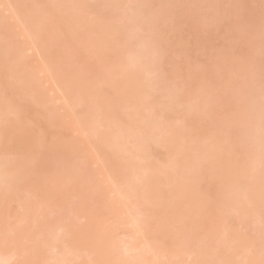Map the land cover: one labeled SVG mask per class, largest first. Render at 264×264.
<instances>
[{
	"label": "rangeland",
	"instance_id": "obj_1",
	"mask_svg": "<svg viewBox=\"0 0 264 264\" xmlns=\"http://www.w3.org/2000/svg\"><path fill=\"white\" fill-rule=\"evenodd\" d=\"M35 1H37L35 3L36 4L35 6H37L38 2L39 3L42 2V3H40V4L38 3L40 6H37V7L34 6L33 7L32 5H34ZM57 1H59V0H54V1L53 0H51V1H49V0H46V1L45 0L44 1L43 0L42 1L41 0L40 1L39 0H34V1L33 0H0V250L2 251V254L0 253L1 254L0 255V264H55L56 262L58 264L59 263L65 264V261H67L66 264H113V263L115 264V262H117V261H119V262H117L116 264H118V263L119 264H124V263L125 264L126 263L127 264H131V263L137 264L138 261H139L138 264H140L141 261L143 262V264H146L147 263L146 261L151 262L150 264H152V263L153 264L154 263L159 264V261L162 264H176L175 262H177V264H182V263L187 264L190 260H191V262H189L188 264H194V263L197 264L196 262H198V261L195 262V260L192 258L191 255H189V258L187 257L188 253H189V251H188L189 248L187 249V245L189 247V244H190L189 242H191V241H188L189 244H187L186 241L189 240V238L193 239L194 236L197 235V233H195V231H196L195 229H197V230L199 229L198 231H196V232H198V238L199 239L196 238L197 236H195V238H194V240H197V241L200 240L199 235H201V234L206 235V231H207L206 239H207V236L210 237V234H211V237L209 238L210 240H212L211 238H213V237H215V238L218 237L217 234H219V236H220V234H221L220 230H218V231H220V233L219 232L216 233L217 229L220 227V226L217 227L220 224L219 223L220 221H218V225L216 226L215 223H217V222H215L213 220L214 218H216L213 216L216 213H214L212 215L211 212L216 211L218 213V216H220L219 214H221V216H222V214H223L222 209L224 207H223V205L218 206L219 203H217V206H215L216 204H214V206H215V208L219 207L217 209H220L222 207L221 212H220V210H219V212L217 210L211 211V210L215 209L213 207V201L216 200L215 198H219L220 196H222L221 192L218 191V189L219 190L220 189H222V190L226 189L225 186L222 185V184H224L226 179H227L226 184L228 183L229 186H230L229 182H232L231 185H233V183L235 185V183H236L235 181H233V179L230 180L228 178L229 176H227V178H226L225 173H219L220 171L216 170L218 168V166L221 167V168H218L221 170V172L223 171L222 169H224V171L226 169V167L224 168L222 164L226 165L225 163L228 162V157H229L228 155L229 154L224 153V151L230 153V151H228L229 148L227 149V147L229 146L228 142H231L230 143L231 146H229L230 149L233 151V148H234V150H235V147H234L235 145H233V147H232L231 139L228 140L229 137L228 138L225 137V139L227 138V141H228V142L226 141L227 144L224 142L225 139H223L224 141L222 139H220L222 137L224 138V136L227 135V134L226 135L224 134V136H223V132L220 130H223L225 127L227 129H230V127H232L233 124H235V126H233L232 128L235 129L236 122L235 121L233 122V120L231 121V119H234V117H232L234 115V114L232 115V113H233L232 111L234 109H236V106H237V101H236V103L233 102L235 99L234 97H236L238 95L237 93H240L244 89V86L249 85L248 84L249 81L252 82V80H249L252 76H253L254 80L259 79L258 78L259 76H261V77L264 76V74H263L264 67L262 69L263 70L262 73H260L261 72L260 69L262 66H264V63H263V65H261V67L258 66L261 62L260 61L261 59H254L255 62L257 60H259V64H257V62H256L258 68L256 65H254V67L257 69H255L253 67V69H255L257 72H259V76H257L256 79L254 78L255 74L257 75V73H256V71L253 72L254 70H252V68L250 70H252L254 75H251L252 72L250 74L248 73V71H249L248 66L250 65V63L248 61V58H249L248 56H249V54H251V53H249V51L251 49H253V52H254L256 57L259 54V51H263L262 50L263 45L261 44L262 45L260 48L261 50L258 49V47H260V46L257 45L258 42L260 41V40L259 41H257V40L259 39V37L261 35L259 34V37L257 36V38L255 37L256 35L251 36V30H252L253 24H256L253 26H255V27L257 26V29L259 27L264 28L263 27L264 26V10H263L264 9V0H215L213 2H212V0H204L205 3H203V1H200L201 3H199L198 0H186V1L180 0V2H182L180 4H179V0H177L176 2H174V0L173 1L171 0L172 2L170 0H168V1L167 0H152V1L151 0H146V1L143 0L144 2L143 1H137V0H130L129 3H126L129 0L128 1L123 0L124 1V2L122 1L123 3L122 2L118 3V1H116L118 3L117 4L118 7L123 9V10H121V12H124L125 7L127 8L126 5H129L130 11H132V9H133V12L134 11L138 12L139 9H142L144 7L143 10H145V11H143V12H145V14L147 12L149 19L154 20V21L152 20L153 22L148 21L149 26H145V25H147V23H146L147 21L146 22L144 21L146 18L144 20L141 19L140 20L141 22H139V19H136V18L133 19L132 15H131L132 21L130 23H134V21L136 22V20H137V22L135 23L137 25L133 24V26H132V24H130V23L128 25L127 22L131 20V19L128 20L131 17V16L129 17L131 12L130 11L126 12V9H125L126 14L124 15V13H123L121 15L122 18L120 20H122V21H120L119 19H116L115 21L110 22V20H112V17H110V16H111V14H113L110 12V10H113L111 8H115V7H117V5H115V7H113V6H111V4H110V6L106 4V6H108L109 8L111 7L110 10H108L107 9L108 7L107 8L104 7L105 5L102 6L101 5L102 1L100 2L99 0L98 1L97 0H79V2H80V3L78 2L79 5L76 4V0H74V1L72 0V2L75 3V5L71 4V0H60L61 4L63 1H66V2L69 1L70 5L68 3H65V4H68L69 7H71V8L67 7L68 9H72V10H67V8H65L67 10V12H66L65 9L60 8L61 10H65V12H66L65 17H67L69 15V13H70L69 11L72 12V13H70V16H72V14H75V11H74L75 9H76V15L78 13L79 16L77 15V17H76V15L75 16L73 15L75 18L69 17V19H68V17L66 19L64 17V19H65L64 21L60 20V19H63V17L61 16L62 18H60L58 20L59 14L54 13V14H56L54 16V15H52L53 12H51V10H50L53 8V11L57 12L54 10V7H53V5L55 3L59 4V2H57ZM96 1H97V3H96ZM189 1H191V2H189ZM206 1H209L208 3H210V5L207 4ZM47 2H49L48 5H47ZM50 2H53L54 4L51 6ZM167 2H168L169 6L166 5ZM187 2H188V4H187ZM192 2H194V3H192ZM99 3H101V4H99ZM191 3H192V5H191ZM196 3H199V6ZM41 4H43V6ZM65 4L61 5L62 8H63V6H65ZM98 4L102 8V11L100 10L101 13L100 12L95 13L92 11V9H94L93 5L94 6L96 5L95 7H99ZM134 4L136 7L134 6ZM136 4L141 8L136 9L137 8ZM144 4H146V5H144ZM142 5H144V6H142ZM48 6H51V7H48ZM151 6H153V8ZM179 6L183 10L182 13L179 11V10H181ZM201 6H203V7L201 8ZM90 7H93V8H90ZM33 8L34 9L37 8V9L34 10ZM148 8H150L151 12L147 11V10H149ZM38 9H39V11H38ZM55 9H56V6H55ZM58 9L59 8H57V10ZM60 9L58 10L59 11L58 13H60V12L63 13L64 11H61ZM192 9H193V12L195 10V13L192 12ZM33 10L35 13L33 12ZM104 10H107V11L105 12ZM185 10L189 15L185 13ZM36 11H37V13H36ZM48 11L51 13L49 14ZM95 11H98V10H95ZM140 12H142V11L140 10ZM140 12H138V14ZM148 12H150L149 13L150 15L148 14ZM32 13H34L35 15H33ZM62 13H61V15H63ZM109 13H111V14L108 17ZM151 13H153V14H151ZM180 13H181V15H180ZM48 14H49V16H48ZM145 14H143V15H145ZM154 15L155 16L157 15V16L154 17ZM182 15L184 17L187 16L186 20H183L184 18L182 19ZM101 16H102V18L100 21ZM97 17H99L98 18L99 20L97 19ZM127 17H129V18H127ZM151 17H153V18H151ZM76 18H78L80 23H81V20L82 21L84 20L85 24L84 23L79 24V22ZM154 18H157V19H154ZM104 19H106V20H104ZM174 19L177 20V23H175L176 20H174ZM261 19H262V21H261ZM74 20L75 21L77 20L76 23ZM117 20H118V22H117ZM156 20L158 21V23H155V22H157ZM180 20L182 22H180ZM105 21H107V22H105ZM101 22H103L104 24L113 22V24L118 25L117 27H120L119 29L121 31L118 30V31H116L117 33L115 34V31H111L110 28H108L106 26L109 29V31H107L108 29L106 28L105 34L106 33H111V34L110 35L106 34L107 37H105L104 34H102L104 32L103 29L105 26L103 24H101ZM114 22H116L117 24ZM257 22H259L258 25H257ZM124 23H126V24L124 25ZM181 23H183V26H181V29L179 30L177 27L179 25H182ZM261 23L263 26L261 25ZM121 24L124 26H122ZM150 24H152V25H150ZM162 24H164V25L162 26ZM82 25H84V27H82ZM102 25H103V28L100 27ZM78 26H81V27H78ZM88 26L92 27V29L89 28ZM131 26L132 27L135 26L134 27L135 29L137 28L140 30H141V26H143L142 30H143V28H145L146 31L145 30L144 31L146 33L144 31L143 32L142 31L137 32L138 30H136L135 31L136 34H133V35H136L137 37L132 36V35H130V36H132V37H130L128 34L130 32H126L125 29L126 28L130 29V28H132ZM148 27L149 28L151 27L150 28L151 30H149ZM83 28H85V30ZM179 28H180V26H179ZM147 29L150 33L147 31ZM257 29H254V31L255 30L257 31ZM72 30H75L76 32H73ZM259 31L262 32V29H260ZM112 32H114V33H112ZM125 32L128 34L127 35L128 37L133 38L131 41L133 45L131 44V42L130 43L127 42V39H126L127 36L126 35L124 36L126 41L125 40L123 41V39L120 38L121 36H122V38H124L123 35ZM121 34H123V35H121ZM143 34H145V35H143ZM89 35H92V36H89ZM111 35H113V36H111ZM118 35H120V36H118ZM99 36L101 38L102 37L103 38L100 40ZM98 37H99V39H98ZM113 37H115L117 41L119 39L120 40H119V42H116L113 39L114 45L113 44L111 45V43L113 42V40H111V38H113ZM262 37H263V35H262ZM105 38H107L106 39L107 41L105 40ZM108 38H110V39H108ZM138 38H140V41ZM142 38L144 40L147 39V40H145L147 42H143V43H147L149 45L152 44L151 47H153L155 49L154 50L152 48V52L154 50L155 53H153V54L158 57V58L156 57L157 59L154 58L155 62H153L154 65H152L153 67H151L152 68L151 73L153 74V70L155 69L156 71H158V73L163 72V74H160V73L157 74V72L154 73V76L152 74H149L150 76L148 77V79L151 77L152 81H151V79L148 81H151L152 84H150V82H147V80L140 83L139 80L141 78V74H139L137 71L135 73L138 74L139 76L137 75V77L136 76L134 77V75L132 74L133 77L135 79H138V80L136 82V80L131 77L132 80H130V81L132 84L129 83V85H131L135 89L140 86L138 89H136L137 91L138 90L141 91V92L138 91L140 94L138 92H136V90H134V88L132 89L131 87H128V83H126V82H127V79L130 77L127 76L128 78H126L125 76H123V75L122 76L126 79V82H124V86L126 88L125 90H128L127 87L131 88L134 92H136L135 95H140V96L142 95L141 98L144 97V99H146L145 95L146 96L148 95L147 91H149L151 89L154 90L153 93H155V94H152V91H149L148 96L151 95V97H150L151 99H149L148 102H147L148 99H146L145 101H144V99L143 100L137 99L140 96L138 97V96H135L134 94L133 95L135 96V98H132L133 95L129 92L127 95L131 94L132 97L131 98L128 97V99H126L127 96H126V93L124 91V87L119 86L124 81V79H123V81H121V79L123 77L120 75L121 74L120 72L125 71V69H127L125 67V63H124L126 61H123L125 59L124 57H126L127 55H125L126 53L122 52L125 55L124 56L121 53V51L125 52L124 48L126 47V45H125V47H123L124 43L125 44H127V43L131 44L130 48H129V46H127L129 50L131 49L130 50L131 52L127 48L126 49L128 50L127 54H129V52H130L131 54H129V55H132V52L136 51V49H135L136 44L137 43L139 45L142 44ZM103 39H104V41H103ZM252 40H256V41L252 42ZM120 41L122 43L123 42L124 43L121 44ZM261 41H262V39H261ZM261 41H260V43H261ZM115 42H116V45H115ZM133 42L136 43L135 46H134ZM157 42H159L160 44H157ZM263 42L264 41H262V43ZM104 43L106 44V46ZM117 43H118V45H117ZM119 44H121L123 47L122 49L120 48V50H119ZM155 44H157V45H155ZM162 44H163V47H162ZM107 46L110 47L111 49L108 48ZM131 46H134V48H132ZM164 47L167 49H165ZM163 48H164L165 52H163L164 51V50H162ZM87 49H90L93 52V54L91 53V51H89ZM254 49H258L259 51L258 50L255 51ZM111 50H112V52L110 53ZM118 50H119V52H118ZM137 50L139 51L138 48H137ZM156 50L159 51L160 53L161 52H163V53H161V55H160V53L157 52V54H156ZM84 52H86L87 57H85ZM88 52L91 53V58H90V56H88V54H87ZM116 52L118 53V58L120 59L119 63H118V58H114L115 54L117 56ZM256 52H258V54ZM90 53H89V55H90ZM108 53H110V55H112V57H109L110 55ZM119 53H120V55H119ZM92 55L94 58L92 57ZM250 58H251V56H250ZM257 58H260V56H258ZM113 59L114 60L117 59V60L114 61ZM254 60H253V63L255 64ZM112 61H113V64L115 63L114 64V67L116 66L115 68L112 66L113 64L112 65L110 64V63H112ZM250 62H252V61L250 60ZM116 63H117V65H116ZM123 63H124V65H123ZM120 64H122V65H120ZM160 65H161V68H159ZM120 66L123 67L122 68L123 70L120 68ZM252 66H250V67H252ZM103 67H106L107 70L105 68L103 69ZM108 67H109V69L111 67H113L114 69L108 70ZM156 67L159 68L160 70L156 69ZM163 67H165V68H163ZM245 67L248 69L247 73H245V71H246ZM84 69H85L86 73L84 72L82 77L79 78L78 77L79 76L78 71H81V70L84 71ZM161 69H162V71H161ZM164 69L168 70L172 77L168 76L169 73L167 74ZM105 70L108 72H106ZM120 70H122V71H120ZM127 70H129V69H127ZM127 70L125 72H129ZM82 71H81V73H83ZM104 72H106L107 75ZM109 72H110V74H108ZM172 72H174V73L172 74ZM122 73L124 75L127 74L124 72H122ZM164 73H166L167 77L165 76ZM102 74L106 75V76H102ZM261 74H263V75H261ZM76 75H78V76H76ZM156 76L160 79L158 80V78L157 79L154 78ZM163 76H164V78H163ZM77 77H78V79H77ZM101 77L104 79L106 77L108 78L109 84H113L112 85L113 87L111 89H113L115 86H116V88H117V86H118V88L123 87L122 88L123 92H119L120 93L119 95H121V96L118 97V94L116 96L115 93H118V91H120V90L122 91V89L117 88L118 91H116V88H114L113 89V90H115V93H114L115 95H114L113 90H110V87L108 86L109 84L108 85L104 84V83H106V80L102 79ZM81 78H83L82 80H84V81H82ZM161 78L163 81L161 80ZM101 79L104 80V82ZM133 79L135 80V82L133 81ZM155 79H156V81H155ZM174 79H175V81H174ZM78 80H80V81H78ZM262 80H264V78ZM118 81L121 82V84H119ZM153 81H155L156 83H159L160 81L161 82L155 88V85H157V84H155V82H153ZM246 81H248V82H246ZM251 82H250V84H251ZM114 83H116L115 86H114ZM135 83L136 84L140 83V85L139 86L137 85L138 87H135V85H134ZM81 84H82V86H81ZM94 84H95V86H94ZM101 84L104 86H100ZM149 84H150V86H149ZM162 84H165V85H162ZM179 84H181V85H179ZM199 84L200 85L202 84V87H203L202 90L200 89L201 86H198ZM89 85H91V87L93 86V88L94 87H96V88L90 89ZM105 85L108 87H105ZM239 85H242V86H239ZM251 85H253V84H251ZM251 85H249L250 88H251ZM178 86L181 88L178 89L179 88ZM81 87H83V88H81ZM148 87H149V89H148ZM150 87H151V89H150ZM161 87H163V88H161ZM183 87H184V89H183ZM231 87H232V89H231ZM235 87L237 90L238 89L239 90L235 91ZM246 87L249 88L248 86H246ZM101 88H103V89H101ZM96 89H98V90L101 89L102 91L101 90L97 91ZM131 89H129V90H131ZM164 89H165L166 93L164 92ZM191 89H193V91ZM183 90L185 91L184 94H183V92H184ZM250 90H252V89H250ZM250 90H248V91H250ZM169 91H171V92H169ZM246 91H247V89H246ZM102 92L107 93V95L106 94L104 95ZM130 92H132V91H130ZM123 93L126 97L125 96L123 97ZM156 93H159V94H156ZM191 93H192V95H191ZM201 94H202V97H201ZM244 94L242 93V96ZM249 94H248V96H249ZM155 95H156V97H154ZM157 95H158V97H157ZM164 95H165V98H164ZM148 96H147V98H148ZM168 96H170V97H168ZM184 96H187V97H184ZM199 96L204 101V103H203L204 107H202L201 104H197V102H199V101H200L199 103H202ZM112 97H113V100H112ZM176 97L179 100L182 99V102H180ZM180 97H182V98H180ZM183 97H184V99L187 98L186 101L183 99ZM103 98H104L105 102H106V99L109 100V102L108 101L106 102V104L108 103L107 104L108 106L106 105L108 108L106 106H104L105 102L102 101ZM119 98H121L120 101H119ZM123 98H125L126 100H129V101L123 100ZM172 98H173V100H172ZM190 98H192L193 101L190 100ZM232 98H234L233 101H231ZM236 98H238V99H235V100H238V103H240V105H241L242 103L239 101L240 100L239 98H241L240 95H239V97L237 96ZM243 98H244V96H243ZM114 99H117V100H114ZM134 99L135 100L137 99L136 100L137 105L134 104L135 102L133 103ZM168 99H169V101H167ZM82 100L83 101L85 100L86 102L84 101V104H83ZM110 100L112 101L111 103H110ZM174 100H176V101H174ZM98 101H99V103L101 101V103H100L101 106L100 105L99 106H100V108L103 106L102 109L97 107ZM116 101H118V102H116ZM123 101L124 102L126 101L125 104L123 103ZM170 101H171V103L173 102V105L171 103H169ZM81 102H82V105H81ZM102 102H103V104H102ZM115 102H116V104H115ZM129 102L132 103L133 106ZM141 102H146V103H143L144 104L143 105ZM149 102H150V104H149ZM151 102H153V104ZM166 102H168L171 107L168 106V104H165ZM184 102L186 104H184ZM190 102H192V105ZM205 102L208 103V105L205 104ZM112 103H114V104L112 105ZM120 103H122V104L120 105ZM126 103H129L131 105L130 106L128 104L129 105L128 110H125ZM139 103L143 107H141ZM156 103H158L159 106L158 105L154 106ZM110 104L112 106H114L113 107V108H115L114 110L112 109V107L109 108V106H111ZM117 104L119 105V107L121 109L117 108ZM146 104L148 106H150L151 104L152 105L149 108ZM187 104L188 105L190 104L189 106H193L196 104V106L199 105V106H201V108H203V110L204 109L205 110L203 111L201 109L200 111H198V108L196 106H193V107L197 108V110L195 112L197 114H195V115H194V113H192L193 115L191 113L188 114L189 111H187V110L188 109L191 110V109H193V107H191V109H190V107ZM80 105H81V107H80ZM87 105H90L91 109H90V107L89 108L85 107ZM205 105H206V107H205ZM137 106L139 107L138 110L136 109ZM213 106L214 107L216 106L217 108L221 106L220 108H218L219 110L217 108H215L216 114H212L214 109L210 110V108H214ZM95 107H97L100 110H98V109L96 110ZM130 107L134 109L133 112H132V109L131 110L129 109ZM167 107L172 108V110H170V108L168 109ZM222 107L224 109H222ZM83 108H85V109H83ZM141 108L142 109L146 108V109L145 110L143 109L141 111ZM148 108H149V110H147ZM161 108L162 109L164 108V109L162 110ZM195 108H194V110H195ZM208 108L210 111L207 110ZM254 108L255 107L253 106L252 109H254ZM123 109L125 110V113H126V114L124 113V115H122L123 114L122 112H124ZM185 109H187V110H185ZM101 110H102V112L103 111L105 112V113L103 112V114H105V115H102V112H100ZM107 110L110 113L107 114V112H108ZM118 110L119 111L122 110V112L120 111L121 113H119ZM165 110H166V112L167 111H170V112L164 113ZM194 110H191V111L194 112ZM145 111L146 112L149 111V112L146 113ZM201 111H203V113H201L203 116L200 114ZM206 111H208V112H206ZM235 111H237V110H235ZM96 112L99 116L101 115L100 117H102V118L104 117L106 119H102V118L99 119L100 117L98 118ZM118 113L120 114V116H118L119 115ZM132 113H134V114L136 113L135 115L138 117L134 116ZM165 114H167V115H165ZM205 114H207L208 117H206L207 115H205ZM92 115H94V117H92ZM125 115H128L130 120L133 119L132 116L136 117L134 119L135 123L133 122V120L130 121L128 119V117H126ZM159 115H162L161 116L162 119L163 118L166 119L169 116L172 117L173 119L169 117L166 120H164V119L162 120ZM96 116L98 119H95ZM112 116H113V118H110ZM114 116L116 118V121H115L116 123H114V121H112V120L110 121V119H115ZM116 116H118V117L122 116V120H124L123 117H125V120L127 119L126 122L129 120L128 121L129 125L131 123H133L134 128L138 127V125H139L137 123V121L140 123V121L145 118V120H147V124H144V126L146 127V131L148 130L149 132H151L152 130H154L151 132L152 134L148 133V131L146 132V133H148V136L150 134H151L150 135L151 137L154 136L153 140H154V138H156L155 142H153L154 147H151L153 144H149V143H148L149 147L147 145H145V147H143V148H145V150H147V151H145L147 153V155L145 154L143 148L140 149L139 147H138L139 149L137 148L138 151H137L136 147H134L136 150L133 148L132 151H128V150L127 151H128V153L129 152L132 153L133 151H135L134 154L132 153V155H134L133 156L134 158L138 159V157L142 156L143 159L139 158V160L141 161L140 162L141 164L138 163V164H140L139 165L140 168H141V165H143V167H144V163H146L145 165L149 164L148 167L146 166L147 168L144 167L146 169L144 171L142 170L143 169V167H142L141 171H143V172L139 171L138 169H137L138 170L137 171L136 168H133V167H132V169H135L136 171L134 170V172L135 173L138 172L140 174V175L139 174L138 175L141 176L142 179H144L143 176H146V177L150 176L151 179L149 177H147L149 179L148 182H150V180L151 181L153 180L152 182L154 184H157V182H155V181H156V179L159 178L158 179L159 183L156 187H154V184L152 186V184L150 185L149 183H146V185L149 184L150 186H152L154 190L152 188L149 189V185L147 186V189H146V187L144 189H146L147 191L149 190V191L153 192V193L151 192L152 198H153V196L158 195V194L161 196L158 195V196L154 197L152 200L151 197L149 198V196H150V193H148L149 191L146 193L145 190L142 188L143 186L141 187V185L139 184L140 181H138L139 183L137 182L138 184L135 183V180L137 181L138 176L135 175L133 173V171L129 168L128 161L126 162V160H124L128 156V154H126L127 151H123L124 149L126 150V148L123 147L124 148L123 149L122 147L121 148L116 147L118 149L117 151L115 149V146H114V149L111 148V146L114 145V143L111 142L112 140L107 139V138L113 137L115 135L114 133H116L115 131H118V128H117L118 125H116V124H119V126L121 124V126L119 127L120 130L122 129V126L124 128V126L126 127V125H127V123H125V120L123 122L124 123V125H123L122 121L118 120L120 118H117ZM147 116H149V117H147ZM193 116L196 119H194ZM211 116H213V117H211ZM215 116L217 119L214 118ZM141 117H142V119H141ZM146 118H148V119H146ZM197 118H198V120H197ZM210 118H213L214 120H212ZM93 119L96 121V125L98 124L97 127H93V125H95L94 124L95 121ZM107 119H109V120L107 121ZM102 120H106L107 124L110 123V126H108L106 124V122H102ZM117 120L119 123L117 122ZM215 120H216V122H217V120L219 122V123L218 122L216 123L217 125H215V123H214ZM98 121L102 122L103 125L98 123ZM157 121L158 122L163 121V122L158 123ZM169 121H170V124H169ZM173 121H175V122L173 123ZM208 121H209V123H208ZM210 121L213 123L214 129H212V130L214 132L211 131V129H210L211 127L208 125V124H210V125L212 124ZM112 122L117 126L116 127L117 129L114 127L116 130L115 129L112 130L113 126H114V124H112ZM180 122H182L184 130L181 129L182 125ZM187 122H189V123L187 124ZM198 122H200L201 125ZM176 123H177V126H179V127L175 126ZM193 123H195L196 125ZM202 123H204V124H202ZM99 124L101 126H103L104 128L101 126H100L101 127L100 128ZM134 124H136V127L134 126ZM192 124H193V127H191ZM147 125H148V127H147ZM189 125H190L191 129H190ZM218 125L221 129L218 127ZM111 126H112V128H111ZM151 126H152V128H151ZM162 126H164V127H162ZM169 126L172 127L171 128L172 130L170 129ZM195 126H197V127L201 126L202 129H200V127L197 128ZM108 127L110 129H108V131H107ZM217 127H218V129H217ZM102 128L104 129V132H102L103 131ZM105 128H106V131H105ZM160 128H162V129L160 130ZM168 128L170 129V131ZM226 128L223 131L227 133V131H225V130H227ZM84 130L86 133H84ZM99 130H100V132H99ZM190 130L192 132L191 135H190ZM111 131L112 132L114 131L113 134ZM157 131H159V132H157ZM163 131H164V133H163ZM167 131L169 133L172 132V134L167 133ZM173 131H176V133H174ZM194 131H197V132H194ZM228 131H230V130H228ZM233 131L238 132V133L240 131L244 132L243 127H241V126L239 127V125H238V128H236ZM93 132H95V133L97 132V134H95ZM210 132H212L211 136H213V139L211 136L208 137V134L210 135ZM219 132L222 134H219ZM231 132H232V130H231ZM118 133H119V131L117 132V134ZM154 133H156V134H154ZM157 133L159 135L161 134V137L159 135H157ZM183 133H185V134L188 133V134L184 135ZM205 133L207 134V136H204ZM238 133H237V135H239ZM89 134H91V136L94 140L91 138V136ZM111 134L113 136H111ZM164 134H166V135L163 136ZM168 134L170 135L169 138H168V136H169ZM175 134H176V136H175ZM178 134H179V136H177ZM216 134L217 135L219 134L218 137ZM229 134L232 135L234 133H229ZM93 135H94V137H93ZM97 135H99V138ZM103 135H105L104 137L106 139L103 137ZM171 135H173L172 137L175 136L173 139L174 143H177V142L179 143V141L176 142V140H178V138L180 139L181 136L186 138L185 139L186 142H184V144H186V145L190 144L191 145V142H192V146H189V145L187 146L190 148L189 150H187V147L182 145L183 147H185L184 149L192 152L191 156H193L192 154H194L196 156V154L199 152H200L199 154H201V151L206 146L205 148H207V149L204 148L202 154L203 155L205 154L204 151H206V152L209 151L211 154L210 153H207V154L212 155L211 158L213 159L214 155L218 156L217 152H218V150H220L219 153L220 154L222 153L220 155L221 158H220V156H218V158L215 157L216 159H218V160L215 159L216 163H215L214 159L212 161L209 160V158H210L209 155H207V154H205L207 156L204 155V157H207V158L209 157L208 159L205 158L206 160H208V162L206 161V164H207L206 169H208V172L211 173L212 171H209L210 170L209 168H212V167L214 168V166H215L214 170H216V171L211 169V170H213V173H211V177H209L210 176L209 173H207V174L203 173V170H204V172H207L205 167L203 169H201L203 166H201L199 168V170L200 169L202 170L203 176H205V177H203L202 174L199 177V174L201 173V171H198V174L197 173L192 174L191 172H184V169L180 168L181 166L184 167L185 162H181V161H184L185 157H184V155H182L183 150L179 147L181 145L179 144V146H177L178 144L171 143V141H172V139H170ZM162 136H163V138H162ZM215 136L217 137V139L218 138L219 139L217 140ZM227 136H229V135H227ZM233 136L235 138L236 135H233ZM244 136H245V134H244ZM95 137L98 138V140H99L98 142H97ZM151 137H150V139H151ZM165 137H167V138H165ZM191 137H193V138H191ZM136 138L134 137L132 139L135 141ZM158 138H159L160 142L158 141ZM207 138L212 139V140L209 141ZM230 138H231V136H230ZM237 138L238 137H236V139ZM246 138L248 140L247 136H246ZM104 139L106 142H104ZM137 139H136V142L137 141L142 142V140L140 138L139 139L141 141H139ZM161 139H163V141H161ZM169 139H170V141H169ZM189 139H190V141H188ZM198 139H200V140H198ZM214 139H215V141H214ZM243 139H245V138H243ZM107 140L110 141L111 143L108 142ZM130 140H131V138H130ZM166 140H168L169 142H167ZM239 140H240V138L238 140H235V141H238L239 144H241V142H243V141H244V143H247L246 139L243 141L240 140L241 142H239ZM95 141L97 143H95ZM134 141H131V142H134ZM212 141L215 143H212ZM216 141L217 142L219 141V143H217ZM222 141L224 142V144H222ZM209 142H210V145H209ZM102 143H103V145H102ZM150 143H152V141ZM157 143H161V145L157 144ZM170 143L172 145H170ZM248 143H249V141H248ZM109 144H112V145L109 146ZM195 144L197 147L195 146ZM202 144H204L205 146ZM219 144H221V146L222 145L223 146L220 147ZM233 144H235V143L233 142ZM96 145H97V148H95ZM100 145H102V146H100ZM137 145H138V143H137ZM236 145H237V142H236ZM160 146H162V147H160ZM224 146L225 147L227 146L226 149ZM239 146L241 149L242 144ZM103 147H105V148H103ZM126 147L130 148L129 145ZM155 147H157L156 149H159V151H158L159 153H157L156 149H153L150 153L148 152L151 150V149L149 150L148 148H155ZM169 147H170L171 152H169L170 151ZM198 147H199V149L202 148V150L200 151V150L196 149ZM209 147H211V148H209ZM218 147H220L221 149ZM249 147L250 146H248L247 149ZM107 148H109V149H107ZM214 148H216L217 150ZM100 149L101 150L104 149L103 152L105 151V153H103ZM110 149L112 152L109 153L108 151H110ZM164 149H166V150L164 151ZM180 149L182 151H180ZM141 150L145 154L144 155L145 158L143 157V155H140L142 153ZM195 150H196V154L194 152ZM222 150H223V152H221ZM173 151H175L177 153H174ZM242 151H239V152H241L244 156L241 153H239L240 155L237 156L236 154H238V153L235 151L236 154L233 157L232 155L235 152L233 151V154L230 153V156H232L233 158L229 157V159L230 158H232V159H230L231 162L229 161L228 163L233 164V166H232V164L230 165L231 168L234 167L233 170L236 169V166L241 167V169H240V167L236 169L237 173L239 171L242 173L244 170L248 173V170H250L249 172H250V174H252L253 170L251 171V169L254 168L253 167L254 165H253L252 161H249V159L252 158L251 156H254V154L253 155L250 154V151H252V149L250 148L247 150V151H249V152H247L248 153L247 155H251L249 157L245 156L246 155L245 154L246 152L244 153L245 150L243 152ZM178 152L179 153L181 152V153L179 154ZM106 153L109 154V156L105 155ZM148 153L149 154L152 153V155H149ZM156 153H157V155L159 154L158 158L156 157ZM98 154H100V155H98ZM183 154H185V153H183ZM186 154L189 155L190 153L187 152ZM226 154H227V156H226ZM122 155H125V156L123 157ZM179 155H181V156H179ZM187 155H185V156H187ZM146 156L148 157V160H147ZM170 156L173 158V161H176V162L178 161L177 163H180V166H178L174 162L176 164V166H178L177 168H175L173 163H169L172 166H174L175 169H177V170L179 169L178 170L179 172L176 170L178 174L176 173V171L174 172L175 169H172V168L168 169V164H165L166 162L168 163L170 160H172V158ZM108 157H110V159ZM178 157H180V158H178ZM182 157H184V158H182ZM224 157H226V158H224ZM159 158H161L163 161ZM175 158L178 160H175ZM193 158H194V156L191 159H193ZM222 158L225 159V163H224V160ZM244 158L248 162H251V164H250L251 168L249 167V169H248V166H244L246 164V160H244ZM117 159H119V160H117ZM180 159H182V160H180ZM191 159H190V161H191ZM159 160L161 162H159ZM164 160L165 161L167 160V161L165 162ZM222 160H223V162H221ZM121 161L122 162L124 161V162L121 163ZM151 161H153L154 163L153 162L151 163ZM243 161H244V163H243ZM209 162L210 163L212 162L213 164L209 165L208 164ZM218 162H219V165H218ZM156 163H158V164L161 163L160 164L161 166L157 165ZM220 164H221V166H220ZM236 164H238V165L240 164V165L238 166ZM247 164L249 165V163H247ZM125 165L127 166V168L125 167ZM162 165L164 167H162ZM208 165L210 166L209 168H208ZM227 166L229 167V165H227ZM119 167L122 168V170ZM123 167H125V168L123 169ZM150 167L152 168V170H150ZM243 167H245V169ZM78 168L79 169L81 168L80 171H82V169H83V171L85 170L84 172L82 171L83 174L79 172ZM164 168H167V169H164ZM229 168H227V169H229ZM108 169H109V171H107ZM128 169L131 170V172L128 171ZM154 169H155V171H153ZM170 169H172V171ZM238 169H239V171H238ZM71 170H73L74 172L73 171L71 172ZM117 170H119V171H117ZM149 170L153 171V172H150ZM160 170L163 173L160 172ZM241 170H243V171H241ZM77 171H78V173H77ZM123 171H125V172H123ZM145 171H147V172L145 173ZM182 171L188 176L190 174H191L190 176H192V175H194V176L198 175V176L197 177L195 176V179H193V177L186 176L187 178H189V180H187L185 177V174L181 173ZM108 172H109V174H112V177H111V175L108 174ZM216 172L219 173L220 176L219 175L214 176L213 174H215ZM86 173L89 175H87ZM141 173H142V175H141ZM143 173H144V175H143ZM148 173H152V175L151 174L146 175ZM160 173H162V174H160ZM175 173L178 176V177H176L177 178L176 181L174 180L175 179ZM187 173H189V174H187ZM247 173H245V175ZM57 174H59V175L57 176ZM75 174L78 177H79V174H80V176L81 175H83V176H82V178L81 177L78 178L75 176ZM84 174H86V175H84ZM120 174H122L123 176ZM157 174H158V178H157V176H154ZM159 174H160V176H159ZM221 174H224L225 176L224 175L221 176ZM226 174L228 175V173H226ZM243 174H241L243 179L242 180L239 179V182L247 181L246 179H248L249 177H250L249 179L253 178V177H251L252 175H250V174H249V177H247L248 174H247V176H245V175L243 176ZM113 175H115V176H113ZM125 175L128 179V182H127V179H125L126 178ZM179 175H181L180 178H183L182 180H180ZM230 175H232V174L230 173ZM152 176L155 179V181L152 178ZM161 176H163V177L166 176L165 179L167 178L168 182ZM119 177L121 178V180ZM198 177H199V179H198ZM214 177H216V178H214ZM222 177L225 179H223ZM244 177L245 178L247 177V178L245 179ZM109 178L112 180H110ZM118 178L120 181H118ZM133 178H134V181L132 182ZM135 178H137V179H135ZM141 178L139 177V179H141ZM162 178H163V180H162ZM219 178H220V180H219ZM170 179H171V181H169ZM184 179H185V182H184ZM190 179H191V181H190ZM200 179L201 180L205 179L204 180L205 182L203 180L201 181ZM216 179H217V182H219L221 184V186L219 183L217 184L216 181H214ZM249 179H248V181H249V183H251V180H249ZM207 180H209V181L213 180L212 184H211V185H213V187L211 185H207V183L208 184L211 183ZM112 181H114V182H112ZM196 181H198V182H196ZM199 181H200V183H199ZM220 181L223 183H221ZM109 182H110V184H109ZM115 182H117L119 185L121 183L122 184L120 186L121 188L120 187L117 188L118 184L116 185ZM130 183H132L131 187H130ZM134 183H135V185L136 184L139 185V189L143 192V194L145 193L144 195H142V193L140 191L139 192L141 193V195H140V193H136V192H138V189H137L138 186L137 185L135 186ZM160 183H162V184L164 183L163 184L164 189H168V188H170V189L168 191L166 190L167 192L166 191L164 192V189H162L163 187L162 188L160 187V186H162ZM185 183H186V186L184 188L183 184L185 185ZM193 183H196L195 185H197L198 187L195 186ZM201 183H202V186H200ZM188 184H189L190 188L188 187ZM126 185H128L129 188H128V186L126 187ZM168 185H170V186H168ZM192 185L195 187L192 188L191 187ZM110 186H111V188H110ZM236 186H237V184H236ZM158 187H160V190ZM174 187L176 190L174 189ZM217 187H219V188H217ZM220 187H224V188H220ZM234 187L235 186H233V188ZM127 188H128V190H126ZM130 188L132 191L130 190ZM155 188L157 189V191L159 190L160 193L157 192L155 190ZM182 188H184V189H182ZM201 188H202V190L200 191ZM236 188H234V190ZM117 189H119L121 191V193H123L122 196L123 195L125 196V194L127 193L126 196H131L133 198L128 197L129 198L128 199V198H126V196L122 197L121 193H119L120 191H118ZM122 189H123V191H122ZM134 189H136V190H134ZM161 189L163 190L162 193H161ZM185 189H188V191L190 193L189 192L187 193V191ZM195 189H198L197 192ZM227 189L229 191H233V189L230 190L231 188L230 189L227 188ZM104 190L106 191V193L108 191V193L107 194L104 193ZM113 190L115 191V195L117 193L118 196H114V192H112ZM174 190L177 193L179 192L180 195L182 194V196L178 195L177 193L175 194ZM180 190H182L183 193ZM190 190H192V191H190ZM193 190L195 191V194H194ZM224 190H223L224 193H226V191L228 193V190H225V191ZM154 191H156L155 194H154ZM132 192H134L135 194L131 195ZM184 192H186V193H184ZM218 192H220L219 197L217 195ZM163 193L164 194L168 193L167 194L168 196L165 195L166 196V198H165V196H163L164 195ZM171 193H173V194L171 195ZM183 194L186 197L192 194V197L189 196V201H191L192 204L195 201V203H194L195 208L197 206V208L195 209L196 211L194 210V206L193 207L190 206V207H192L191 208L192 210H189L190 207H188L187 204L191 205V203L189 201H187L188 197L186 198ZM145 195H146V197H145ZM169 195L171 197H169ZM216 195H217V197H216ZM120 196L122 197V199L126 198L128 200H125V201L123 200L124 201L123 202ZM162 196L165 199L162 198ZM175 196H177L176 197L177 199L175 198ZM178 196H180V197H178ZM223 196H224L223 198L222 197L219 198V199H221V201H223L225 198H227L226 197L227 194L226 195L223 194ZM114 197H116V198H114ZM140 197L142 198V200ZM160 197H161V199H159ZM172 197L174 198V200H172ZM183 198L186 201H183L184 200ZM115 199L119 200L120 203L118 202L119 203L118 204ZM130 199H132V200H130ZM134 199L137 202L138 201L139 202L136 204V201L134 202ZM158 199H159V201L156 202V200H158ZM178 199H179V201H178ZM204 199H205V201H203ZM227 199H225V200L228 202ZM108 200L112 201V203L114 200L115 201L112 204ZM161 200H167L166 201L167 203H165V201L162 202ZM201 200L205 204L204 206H207V207L209 206L208 209H207V207H204L201 205L202 204ZM225 200H224V202H220L219 200L218 201L223 204V203H227ZM105 201L108 202V206L105 205V204H107ZM140 201H142L141 205H140L141 208L139 206ZM146 201H149V203L147 202L148 205H147ZM170 201H172L175 205L173 203H171ZM115 202H116V204H115ZM131 202H132V206L129 207V203L131 204ZM109 203L111 204L110 205L111 207L109 206ZM162 203H164V204L162 205ZM176 203H178V204H176ZM183 203L186 204L185 206H187V207H185ZM117 204L119 206L121 205V207L118 208L119 210H117V208L114 209V210H116V212L114 211L110 215L109 214L110 211H113V208H115V206L117 207ZM122 204H124V205H122ZM167 204L171 208L173 207L174 211L171 208H170L171 210H169V208H167V207H169ZM172 204H173V206H172ZM155 205L157 206V208H155L156 207ZM164 205H166V206H164ZM177 205L179 207L181 206L180 208L183 207L182 210L180 209L181 213H183V214L187 213V214L186 215L180 214V212H179L180 210H179V207H177ZM133 206L134 207L136 206V208L139 207V209H141V211L139 209H136V208L134 209ZM153 206H155V207H153ZM158 206H160V207H158ZM203 207L206 208L207 210L204 209ZM107 208H109V210ZM120 208H123L124 210L123 209L121 210ZM127 208L129 209V212H128ZM154 208H155V210H154ZM165 208H166V210H164ZM186 208H188V209H186ZM145 209H146V211H145ZM148 209H150V210H148ZM160 209H161V211H160ZM162 209L164 210V214L168 211L170 213L168 212L167 215L165 214L166 215L165 216L163 213H161ZM176 209H177V211H175ZM197 209H198V211H197ZM135 210H137V211H135ZM151 210H152V212H150ZM158 210L160 211L159 213H158ZM183 210H186V212H184ZM225 210L226 209H224V211ZM108 211H109V213H108ZM143 211L145 212L144 215L141 214V213H144ZM188 211H189V213H188ZM193 211H195L196 212V213L194 212L195 215H198V216L193 215L194 214ZM209 211H211V212H209ZM131 212H132V214H131ZM204 212L206 213V215L207 214L208 215L206 216ZM135 213H139L137 215V217H136ZM176 213H179V214H176ZM149 214H151V215L153 214L154 217H153V215L151 216ZM160 214H161V216H159ZM162 214H163L164 218L162 217ZM171 214L172 215L175 214L176 216L175 215L172 216ZM199 214H201L202 216ZM115 215H116V217H115ZM131 215L134 217H132ZM169 215H171L170 218L167 217ZM191 215H193V216H191ZM111 216L114 218L112 219ZM143 216H146V217H143ZM178 216L180 218L183 216V218L180 219ZM200 216L202 218L201 221H200ZM216 216H217V214H216ZM218 216H217L216 221L219 220ZM119 217H120V219H119ZM152 217L155 220L150 219ZM159 217L160 218L162 217L165 220V222L162 218L159 219ZM174 217L176 218L175 221L173 219ZM187 217H188V219H187ZM189 217H191V219H189ZM204 217H206V218H204ZM207 217L209 219H211V222L214 221L215 225L213 224L212 226H214V227L216 226L217 228L212 227L210 222L207 224V222L209 221V219ZM212 217H214V218H212ZM224 217H226V216H224ZM128 218H132V219H128ZM139 218L141 219V221L143 218H145V220L147 218L148 220H146V221L147 222L153 221L152 222L153 224L150 223L151 226H149L150 224L147 223L146 221H144V219H143L144 222L142 221L143 224L142 223L139 224V222H141V221H139L140 220ZM194 218H197V219L195 220ZM157 219H158V221H157ZM172 219L174 222H177V220H179L178 225H179V223H180V225L178 226V225H176V223H173ZM182 219H183V221H182ZM198 219H199V221H198ZM207 219H208V221H207ZM223 219L224 218H222L221 220H223ZM114 220L116 222H114ZM192 220H194V221H192ZM232 220H234V219H232ZM93 221H94V223H93ZM127 221L129 223H127ZM186 221H190V222L192 221L193 223L192 222L191 223L193 225V228L191 227L192 226L191 223L189 222L190 224L188 226L187 225L188 222L186 223ZM224 221H226V220L224 219ZM239 221L240 220H236V222H239ZM91 222H92V224H94L93 225L94 227L96 226L97 229L92 228ZM98 222H101V223L98 224ZM181 222H183V223H181ZM201 222H202V224H201ZM204 222H206V223L204 224ZM250 222H251L250 225L252 226V222H254V221L250 220ZM95 223H96V225H95ZM135 223H137V225ZM145 223H147L146 225H148L147 229L145 228L146 227ZM155 223H156V225H155ZM169 223H171V225ZM221 223H222V221H221ZM232 223H233V221H232ZM232 223L231 222L229 223V229L232 228V227H230V225H232ZM239 223L240 224L236 223V226L239 225L238 228L241 232L239 231L237 234L240 235V237L242 238V241H241V238L239 240L240 242H242V246L239 247L241 245L238 241L239 238H237V235L233 234L234 232L236 233L237 231H234V232H233V230L230 231L231 233L233 232L232 234H230V236H231V238L233 236H236V238H237L236 241L234 238H233L234 240H232V241L234 243L238 242L240 244L237 246L238 247L237 252H239V251L242 252V249H239V248H243V246H246V248H248L249 245L251 244V241H249L250 244H248V242L247 243L245 242L248 245V247L246 244H243V241H244L243 239L246 238L244 236H246V234H247V236L250 235L254 238V235H256L257 233L252 235L253 233L256 232L254 230L256 224L254 226V223H253V227H252L253 230H252V229H250L251 228L250 225H249L250 228H247V229H245L246 226L243 227V224L246 223V221L243 224H242V221H240ZM247 223H248V221H247ZM118 224L119 225L121 224L122 226L120 225V228H119ZM172 224H174L176 227L178 226L179 229L176 228L174 225L172 226ZM182 224L185 225V227H182L183 226ZM241 224H242V226H240ZM98 225H100V226H98ZM123 225H125V226H123ZM166 225L167 226L170 225V227H174L176 230L170 228L169 226H168V228L167 227L164 228ZM204 225H206V226L210 225L213 229L210 226L206 228V226H204ZM223 225L226 227L224 222H223ZM88 226L90 228L89 230H91L92 232L87 229ZM101 226H103V227H101ZM137 226L139 227V229ZM236 226L234 223V227H236ZM98 227L100 229H98ZM112 227H114V228L112 229ZM129 227H130L131 231L129 230ZM132 227H134V230H132L133 229ZM135 227L137 228V230L135 229ZM141 227H142V229H141ZM148 227H157L160 230H158L157 228H156L157 230H155L154 228H151L152 231L150 232V230H149L150 228H148ZM189 227H190V229L188 230ZM225 227H224V230H225ZM183 228L185 231L187 230V232L184 233ZM241 228H244V229L241 230ZM256 228H258V227H256ZM153 229H154V231H153ZM166 229L167 230L170 229V231L169 230L167 231ZM201 229L202 230L206 229L205 233H203L204 231L202 232ZM221 229L223 231L222 226H221ZM237 229H234V230H237ZM249 229L252 231H249ZM148 230H149V232H146ZM165 230L167 232H165ZM245 230H247V231H245ZM85 231H86V233H84ZM129 231H130L131 235L133 234V233H131L132 231H136L137 233L134 232V236L132 235L129 237V235H128ZM90 232L92 235L90 234ZM110 232H111V234H110ZM117 232H118V235L116 234V236H115V233H117ZM163 232L166 235L169 232V235H171V237H173V238L169 237V235L166 236L165 234H163ZM189 232H192L191 235L193 237L190 235L186 236V234ZM96 233L97 234L99 233L98 234L99 236H96ZM140 233L142 236L140 235ZM149 233H151V234L156 233V234H154V235L150 234V236L148 237ZM171 233H175L176 235L173 234V236H172ZM199 233H201V234H199ZM208 233H209V235H208ZM214 233H216V234L214 235ZM101 234H103V235H101ZM137 234H139L140 236ZM162 234H163V236H162ZM135 235L137 236L136 240L134 239ZM107 236H109V237H107ZM180 236L181 237L186 236L187 239H186V237H182V240H180L181 239ZM204 236H202V238L200 240V241H202L201 243H203V241H204L203 240ZM221 236L218 237V239H216V240H215V238H213V240L216 241V242L215 241L213 242L214 244L210 243L211 241H208L209 239H207V241L206 242L204 241V242L210 243V245H212V246L215 245V247L213 246V248H221L222 246L218 247V245H217V241L218 240L220 241L222 239ZM110 237L111 238L114 237V238H112V240H111ZM257 237H258V235H257ZM94 238L96 239V241ZM99 238H100V241H98ZM104 238L108 239V240H105ZM128 238L129 239L133 238L135 242H137L138 238H140V239H138V244L137 243L134 244V241L132 242L133 239L129 240ZM183 238L185 239V241H183L184 240ZM247 238L245 241H247ZM44 239H45V241H43ZM87 239H88V242L85 241L86 242L85 243L83 240H87ZM91 239L94 241L91 242ZM103 239L106 241V243L104 242ZM117 239H119V240H117ZM141 239H144V241L146 243L144 241H142ZM127 240H128V242L131 241L133 244L130 243V246H129V243H126ZM171 240L173 242H171ZM177 240H179V241H177ZM224 240L225 239H223V241ZM248 240H252V239H248ZM254 240H256V242H257L256 236L252 240V243H256V242H253ZM101 241L103 242V244H101L102 243ZM181 241H183V242L181 243ZM223 241H221L222 244H223ZM114 242H115V244L113 245ZM118 242L123 243L124 246L122 245L123 247L120 248L121 243L118 244ZM139 242H142V244ZM152 242H155L156 246H154V244ZM84 243H85L87 248L85 247ZM108 243H109V245H108ZM176 243L178 245L183 244V245L179 246L178 248L183 247L185 245L184 248L186 247V249L183 250L182 248H180V249H182V250H180V249H175L177 247H175V248L173 247V250H176V252L174 251L175 252V254H174V252L172 250V245H174ZM193 243H195V241H193ZM193 243L191 242V244H190L191 245V247H190L191 253L194 249V248L192 249ZM197 243H199V242H197ZM221 243L219 245H221ZM1 244H3V245H1ZM91 244H93L98 249H96ZM105 244H107V245H105ZM139 244L141 245L140 247H139ZM8 245H10V247ZM131 245L134 247H131ZM197 245L198 244H196V247H197ZM101 246H104V247H101ZM116 246L118 247V249ZM135 246H136V248H135ZM199 246H200V244H199ZM109 247H110V249H109ZM124 247L126 249H127V247L128 248L131 247L130 253H132V252L133 253L130 255V253H129L130 250L127 252L126 249H124L126 251V252H124V250H123ZM138 247L140 249H143V247H144V249L140 252V249ZM145 247L149 248V249L151 247V249L149 250V249H146ZM5 248H6V250H5ZM105 248H106V250H105ZM133 248H134V250L136 249L137 257H141L143 255L141 257L143 260L141 258L140 259L139 258L138 259L133 258V257H136V256H134V255H136L135 254L136 252L133 250ZM113 249H115V250H113ZM170 249H171V252H170ZM244 249H245V247L243 248V250ZM108 250H109V252H108ZM111 250H112V252H111ZM117 250H119V251H117ZM186 250L188 251V253H187V255L184 254V256H183V253ZM116 251H117V253H116ZM143 251L146 253H143ZM148 251H149V254L147 253ZM150 251H151V253H150ZM154 251H156V253H154ZM179 251H180V253L182 251H184V252H182L181 255L180 254L178 255ZM64 252L65 253L69 252L68 257H67V254H66V256L63 257ZM70 252H72L73 254ZM119 252L121 253L120 255H119ZM139 252L143 253V254L141 256H139L140 255ZM241 252H239V254H241ZM112 253H115V254H112ZM124 253H126V254H124ZM168 253L171 254V256H169ZM172 253H173V255H172ZM146 254L149 255L150 257L147 256ZM152 254H154V255H152ZM156 254L157 255L159 254L158 255L159 257H157ZM163 254H164V256H163ZM69 255H71V256H69ZM126 255H128L129 258ZM175 255H178V256L175 257ZM115 256L117 257V259L115 258ZM125 256H126V258H125ZM160 256H163V257L166 256V260H165V258L160 257ZM190 256H191V258H190ZM195 256L193 255V257L196 259L198 256L197 257H195ZM177 257H178V260H177ZM185 257H187V258H185ZM66 258L68 260H66ZM114 258H115V260H113ZM169 258H171L170 260L172 263L170 262V260H168ZM172 258L173 259L176 258L175 260H177V261L172 260ZM181 258H182V260H180ZM128 259H129L130 263H128L129 262ZM132 259H134V260H132ZM155 259H158V260H155ZM185 259H187V261ZM198 259L200 260V257H198ZM135 260H137V262ZM144 260L146 263L144 262ZM162 260H164V261H162ZM167 260L169 261V263L165 262ZM192 260H194V261H192ZM4 261L5 262L7 261V262L4 263ZM120 261L124 262V263H121ZM149 262H148V264H149ZM179 262H181V263H179ZM199 264H201V263H199Z\"/></svg>",
	"mask_w": 264,
	"mask_h": 264
},
{
	"label": "bare ground",
	"instance_id": "obj_2",
	"mask_svg": "<svg viewBox=\"0 0 264 264\" xmlns=\"http://www.w3.org/2000/svg\"><path fill=\"white\" fill-rule=\"evenodd\" d=\"M33 1H34V0H33ZM39 1H40V0H39ZM41 1H42V0H41ZM43 1H44V0H43ZM45 1H46V0H45ZM49 1H51V0H49ZM53 1H54V0H53ZM73 1H74V0H73ZM97 1H98V0H97ZM97 1H96V3H97ZM99 1H100V2L102 1V4H101V3H99V4H101L102 6L105 5L104 7L107 8L108 6H106V4L109 5V6H110V4H111V6L115 7V5H117L118 3L122 2L123 0H120V1H119V0H99ZM116 1H118V3H117ZM124 1H125V0H124ZM124 1H123V2H124ZM127 1H128V0H127ZM137 1H143V0H137ZM145 1H146V0H145ZM151 1H152V0H151ZM167 1H168V0H167ZM170 1H171V0H170ZM172 1H173V0H172ZM172 1H171V2H172ZM176 1H177V0H174V2H176ZM183 1H186V0H183ZM198 1H199V3H201L200 1H203V3H205L204 0H198ZM213 1H215V0H212V2H213ZM36 2H37V1H35V2H34V5H32L33 7L36 5V4H35ZM57 2H59L60 5H59L58 3H55V4H56V5H55L53 2H50L51 6H52L53 4L56 6V9H55V6L53 5L54 10L57 11V12H54V11H53V8L50 9L51 12H53L52 15L55 16L56 14H54V13L59 14L58 20H59L60 18L63 17V19H60V20H63V21H64L67 17H68V19H69V17H71V18H75L74 16L76 15V9L74 10V11H75V14H72V16H70V13H72V12L69 11V12H70L69 15L67 14L68 16L65 17V16H66L65 13L67 12V10H72V9H68V8H67V7H69V5H70V4H69V1H67V2H66V1H63L62 4L60 3V2H61L60 0L57 1ZM78 2H79V0H78V1L76 0V4H78ZM123 2H122V3H123ZM129 2H130V0H129L128 2H126V3H129ZM143 2H144V1H143ZM189 2H191V1H189ZM208 2H209V1H206V3L210 5V3H208ZM38 3H39V2H38ZM38 3H37V6H40L39 4L42 3V2H40L39 4H38ZM45 3H46V2H45ZM48 3H49V2H47V5H48ZM65 3H68L69 5H68V4H65ZM79 3H80V2H79ZM81 3H82V2H81ZM96 3H95V4H96ZM137 3H138V2H137ZM177 3H178V2H177ZM180 3H182V2H180V0H179V4H180ZM192 3H194V2H192ZM192 3H191V5H192ZM199 3H196V4H198V6H199ZM43 4H44V3H43ZM43 4H41V5L43 6ZM50 4H49V5H50ZM64 4H65V6H66V5H67V6H66V7L63 6V8H62L61 5H64ZM71 4H74V5H75V3L72 2V0H71ZM99 4H98V6L101 8V6H100ZM147 4H148V3H147ZM154 4H155V3H154ZM171 4H172V3H171ZM187 4H188V2H187ZM78 5H79V4H78ZM132 5H133V4H132ZM136 5H137V4H136ZM139 5H140V4H139ZM144 5H146V4H144ZM144 5H142V6H144ZM150 5H151V4H150ZM166 5L169 6V5H168V2H167ZM193 5H194V4H193ZM201 5H202V4H201ZM205 5H206V4H205ZM209 5H208V6H209ZM37 6H35V7H37ZM51 6H48V7H51ZM80 6H81V5H80ZM95 6H96V5H95ZM95 6L93 5L94 9H92V11L95 12V13H97V12H100V13H101L102 8L100 9L99 7H95ZM126 6H127V8H126V7L124 8V12H121V10H123V9L119 8L118 5H117V7H115V8H111V7H110V8L113 9V10H110V8L108 7L107 9L110 10L111 13H113V14H111V13L108 14V17H109L110 14H111L110 17H112V20H110V22H111V21H115L116 19H119V20H120V19L122 18L121 15H122L123 13H124V15H125L126 12L130 11V9H129V8H130L129 5H126ZM134 6H135V4H134ZM140 6H141V5H140ZM153 6H154V5H153ZM153 6H151V7L153 8ZM155 6H156V5H155ZM72 7H73V6H72ZM74 7H75V6H74ZM76 7H77V6H76ZM93 7H90V8H93ZM104 7H103V8H104ZM123 7H124V6H123ZM131 7H132V6H131ZM135 7H136V6H135ZM179 7H180V6H179ZM202 7H203V6H201V8H202ZM205 7H206V6H205ZM210 7H211V6H210ZM41 8H42V7H41ZM57 8H59V9H60V8H61V9H65V8H67V10L65 9V10H66V12H65V10H61V9H60L61 11H64V12H63V13H62V12L58 13V12H59V11H58L59 9L57 10ZM69 8H71V7H69ZM80 8H81V7H80ZM138 8H141V7H139V6L137 5V8H136V9H138ZM154 8H155V7H154ZM211 8H212V7H211ZM31 9H32V8H31ZM33 9H34V8H33ZM36 9H37V8H36ZM36 9H34V10H36ZM73 9H74V8H73ZM78 9H79V8H78ZM78 9H77V10H78ZM104 9H105V8H104ZM125 9H126V12H125ZM127 9H128V10H127ZM131 9H132V8H131ZM136 9H135V10H136ZM143 9H144V7H143L142 9H139V10H138V12H140V10L142 11V12H140L141 14H140V13L138 14V12H135V11H134V12H135V13H134V12H133V9H132V11H130L131 14L129 15V17L132 15V16H133V19H134V18L139 19V22H141V21H140L141 19L144 20V19L146 18L144 21H145V22L147 21V22H146L147 25H145V26H149V25H148V21L153 22L154 20H153V19H149V16L147 15V12H146V14H145V12H143V11H145V10H143ZM145 9H146V8H145ZM148 9H149V10H147V11H150V8H148ZM180 9H181V7H180ZM34 10H33V12H34ZM40 10H41V9H40ZM88 10H89V9H88ZM95 10H98V11H95ZM100 10H101V11H100ZM153 10H154V9H153ZM153 10H152V11H153ZM157 10H158V9H157ZM263 10H264V9H263ZM38 11H39V9H38ZM78 11H79V10H78ZM78 11H77V12H78ZM104 11L106 12L107 10H104ZM136 11H137V10H136ZM159 11H160V10H159ZM179 11L182 13L183 10L181 9V10H179ZM187 11H188V10H187ZM48 12H49V11H48ZM51 12H49V14H50ZM80 12H81V11H80ZM108 12H109V11H108ZM150 12H151V11H150ZM150 12H148V14H149ZM154 12H155V11H154ZM157 12H158V11H157ZM188 12H189V11H188ZM192 12H193V9H192ZM34 13H35V12H34ZM34 13H32V14L35 15ZM36 13H37V11H36ZM61 13H62L64 16L61 15ZM142 13L145 14V15H143ZM159 13H160V12H159ZM161 13H162V12H161ZM181 13H180V15H181ZM185 13L188 14V13L186 12V10H185ZM193 13H195V10H194ZM49 14H48V16H49ZM98 14H99V13H98ZM151 14H153V13H151ZM73 15H74V16H73ZM77 15H78V13H77ZM77 15H76V17H77ZM146 15H147V16H146ZM149 15H150V14H149ZM157 15H158V14H157ZM157 15H156V16H157ZM159 15H160V14H159ZM161 15H162V14H161ZM177 15H178V14H177ZM177 15H176V16H177ZM188 15H189V14H188ZM61 16H62V17H61ZM78 16H79V15H78ZM126 16H127V15H126ZM126 16H125V17H126ZM132 16H131L130 18L127 17V18H129L128 20L131 19L130 21L127 22L128 25H129V23L132 21ZM156 16L154 15V17H156ZM32 17H33V16H32ZM45 17H46V16H45ZM45 17H44V18H45ZM50 17H51V16H50ZM64 17H65V19H64ZM119 17H120V18H119ZM147 17H148V18H147ZM178 17H179V16H178ZM186 17H187V16L184 17V16L182 15V19L184 18L183 20H186ZM48 18H49V17H48ZM98 18H99V17H97V19H98ZM101 18H102V16L100 17V21H101ZM127 18H126V19H127ZM151 18H153V17H151ZM159 18H160V17H159ZM163 18H164V17H163ZM176 18H177V17H176ZM260 18H261V17H260ZM260 18H259V19H260ZM262 18H263V17H262ZM56 19H57V18H56ZM76 19L78 20V18H76ZM81 19H82V18H81ZM97 19H96V20H97ZM106 19H107V18H106ZM106 19H104V20H106ZM108 19H109V18H108ZM148 19H149V20H148ZM154 19H157V18H154ZM179 19H180V18H179ZM179 19H178V20H179ZM182 19H181V20H182ZM71 20H72V19H71ZM77 20H76V21H77ZM98 20H99V19H98ZM104 20H103V21H104ZM123 20H124V19H123ZM152 20H153V21H152ZM164 20H165V19H164ZM174 20H176V19H174ZM181 20H180V22L183 21V20H182V21H181ZM63 21H62V22H63ZM74 21H75V20H74ZM76 21H75V23H76ZM107 21H108V20H107ZM107 21H105V22H107ZM120 21H122V20H120ZM120 21H119V22H120ZM156 21H157V20H156ZM261 21H262V19H261ZM78 22H79V20H78ZM117 22H118V20H117ZM124 22H125V21H124ZM136 22H137V20H136ZM136 22L134 21V23H130V24H132V26H133V24H135ZM139 22H138V23H139ZM142 22H143V21H142ZM160 22H161V21H160ZM167 22H168V21H167ZM259 22H260V21H259ZM259 22H257V25H258ZM82 23H84V20H83V21L81 20V23L79 22V24H82ZM114 23H116V22H114ZM143 23H144V22H143ZM143 23H142V24H143ZM155 23H158V21L155 22ZM164 23H165V22H164ZM175 23H177V20H176ZM77 24H78V23H77ZM84 24H85V23H84ZM98 24H99V23H98ZM101 24H103V25L105 26L104 29H103L104 32L102 33V34H104L105 37H107L106 34H108V35L111 34V33H106V34H105V30H106L107 27L110 28L111 31H115V34L117 33L116 31L120 30V29H119L120 27H117L118 25L113 24V22H112V23H105L106 25H105L103 22H101ZM116 24H117V23H116ZM122 24H123V23H122ZM122 24H121V25H122ZM125 24H126V23H124V25H125ZM165 24H166V23H165ZM167 24H168V23H167ZM172 24H173V23H172ZM181 24H182V25H179V24H178V25L180 26V28H179V26L177 27L179 30L181 29V26H183V23H181ZM103 25L100 26V27L103 28ZM108 25H109V26H108ZM124 25H122V26H124ZM135 25H137V24H135ZM150 25H152V24H150ZM156 25H157V24H156ZM163 25H164V24H162V26H163ZM253 25H256V24H253ZM253 25H252V30H251V36H255V35H256L255 37L257 38V36L259 37V34H260L261 36L259 37V39H258L257 41H259V40L261 41V39H262V41H264V30H263L264 28L259 27V26H260V25H259V26H258L259 28L257 29V26L255 27V26H253ZM261 25H262V23H261ZM106 26H107V27H106ZM132 26H131V27H132ZM176 26H177V25H176ZM262 26H263V25H262ZM78 27H81V26H78ZM82 27H84V25H82ZM85 27H86V26H85ZM88 27H89V26H88ZM134 27H135V26H134ZM134 27H132L133 29H132V28H130V29L126 28L128 31L125 29L126 32H130V33H131V34L128 33L129 36H130V35H132V36H136V35H133V34H136V33H135L136 30H138L137 32H140V31L143 32V31L145 30V28H143V30H142V27H143V26H141V30H140V29H137V28L135 29ZM136 27H137V26H136ZM138 27H139V26H138ZM153 27H154V26H153ZM254 27H255V28H254ZM263 27H264V26H263ZM86 28H87V27H86ZM89 28L92 29V27H89ZM108 28H107V29H108ZM122 28H123V27H122ZM146 28H147V27H146ZM150 28H151V27H150ZM150 28L148 27L149 30H151ZM253 28H254V29H257V31H256V30L254 31ZM80 29H81V28H80ZM83 29L85 30V28H83ZM83 29H82V30H83ZM148 29H147V31H148ZM260 29H262V32L259 31ZM87 30H88V29H87ZM129 30H130V31H129ZM133 30H134V31H133ZM157 30H158V29H157ZM157 30H156V31H157ZM179 30H178V31H179ZM72 31H73V32H76L75 30H72ZM72 31H71V32H72ZM88 31H89V30H88ZM88 31H87V32H88ZM107 31H109V29H108ZM111 31H110V32H111ZM120 31H121V30H120ZM131 31H132L133 33H132ZM145 31H146V30H145ZM145 31H144V32H145ZM252 31H253V32H252ZM123 32H124V31H123ZM126 32H125V33H126ZM142 32H141V33H142ZM148 32H149V31H148ZM260 32H261V33H260ZM112 33H114V32H112ZM125 33H124V35H123V34H121V35H123V37H124L125 35L127 36L128 34H127V33L125 34ZM141 33H140V34H141ZM145 33H146V32H145ZM149 33H150V32H149ZM149 33H148V34H149ZM254 33H255V34H254ZM256 33H257V34H256ZM115 34H114V35H115ZM119 34H120V33H119ZM252 34H253V35H252ZM137 35H138V34H137ZM143 35H145V34H143ZM151 35H152V34H151ZM262 35H263V37H262ZM89 36H92V35H89ZM100 36H101V35H100ZM100 36H99V37H100ZM111 36H113V35H111ZM118 36H120V35H118ZM132 36H130V37H132ZM140 36H141V35H140ZM140 36H139V37H140ZM99 37H98V39H99ZM130 37H128V36L126 37L128 43H130V42L132 41V39H133V38H130ZM136 37H137V36H136ZM145 37H146V36H145ZM145 37H144V38H145ZM161 37H162V36H161ZM102 38H103V37H102ZM102 38L100 37V40H101ZM120 38L123 39V41L125 40V37L122 38V36H121ZM106 39H107V38H105V40H106ZM108 39H110V38H108ZM113 39H114L116 42H119V40H120V39H119V40L117 41L115 37L111 38V40H113ZM117 39H118V38H117ZM134 39H135V38H134ZM136 39H137V38H136ZM138 39H139V41H140V38H138ZM150 39H151V38H150ZM114 40H113L112 43L110 42L111 45L114 43ZM145 40H147V39H145ZM145 40L142 38V44H141V45H139L138 43H137V44H138V45H137L136 43L133 42V43H134V46H135V44H136V48H135L136 51H135V52H132V55H129V54H131V53H130V52H131V51H130L131 49L129 50L128 47H127V46H129V48H130V45L132 44V42H131V44H128V43L126 42L128 45L125 44V43L123 42V43H124V46H123V47H125V45H126V47L124 48V49H125V52H124V51H121V53L123 52V53H126L125 55H127L126 57H124L126 60L123 58V59H124L123 61H126V62H127V63H126V62H124V63H125V67H126L127 69H129V70H127V69H125V68H124V69H125V71L127 70V71H129V72L122 71V70H123V69H122V68H123L122 66H120V68L122 69V70H120V71H122V72H124V73H127V74L124 75L122 72H120V71H119V72L121 73V74H120L121 76L123 75V76H125L126 78H128L127 76H129L130 78H128V79H127V82H126V79L122 76L123 78L121 79V81H123V79H124V81L122 82V84H121V82H119V81H118V83L121 84V85H119V86H123V87H124V91H125L126 96H127L126 99H128V97L131 98L133 94L135 95V93L139 91V90L137 91L136 89H138V88L140 87L139 85H140L141 82H144V81L147 80V82H150V84H152V82H151V81H152V78L150 77V78L148 79V77L150 76L149 74H152V73H151V69H152L151 67H153V66H152V65H154L153 62H155L154 58H156L157 56L153 54V53H155V52H154L155 49H154L153 47H151L152 44L149 45V44H147V43H143V42H147V41H145ZM103 41H104V39H103ZM106 41H107V40H106ZM109 41H110V40H109ZM121 41H122V40H121ZM121 41H120V43L123 44ZM125 41H126V40H125ZM137 41H138V40H137ZM137 41H136V42H137ZM149 41H150V40H149ZM149 41H148V42H149ZM151 41H152V40H151ZM163 41H164V40H163ZM255 41H256V40H252V42H255ZM260 41H259L258 44H257L258 46H260V47H258V49H260L261 46L263 45V47H262V50H263V51H259L258 49H254L255 51H257V50L259 51V54H260V55L258 54V52H256V53L258 54L257 57L260 56V58H257V57L255 56L254 52H253V49H251V50L249 51V53H251V54H249V56H248V57H249V58H248V61H249V63H250V65L248 66V69H249L250 72H249L248 69L245 67V69H246V71L244 70L245 73H247V71H248V73L250 74V73L252 72V70H254L253 72H255V71H256L255 69H257L258 66L261 67V65H263V63H264V49H263V48H264V42L262 43V41H261V43H260ZM116 42H115V45H116ZM110 43H109V44H110ZM140 43H141V42H140ZM104 44H105V43H104ZM121 44H119V50H120V48H121V49L123 48ZM157 44H160V43L157 42ZM157 44H155V45H157ZM261 44H262V45H261ZM113 45H114V44H113ZM117 45H118V43H117ZM132 45H133V44H132ZM168 45H169V44H168ZM97 46H98V45H97ZM105 46H106V44H105ZM134 46H131V47L134 48ZM107 47H108V46H107ZM150 47H151V48H150ZM159 47H160V46H159ZM162 47H163V44H162ZM108 48H110V47H108ZM126 48L130 51L129 54H127V53H128V50H127ZM137 48L139 49V51L137 50ZM152 48L154 49L153 52H152ZM155 48H156V47H155ZM164 48H165V47H164ZM164 48H163L162 50H164ZM95 49H96V48H95ZM110 49H111V48H110ZM110 49H109V50H110ZM165 49H167V48H165ZM87 50L91 51L90 49H87ZM87 50H86V51H87ZM92 50H93V49H92ZM113 50H114V49H113ZM119 50H118V52H119ZM126 50H127V51H126ZM260 50H261V49H260ZM84 51H85V50H84ZM116 51H117V50H116ZM166 51H167V50H166ZM111 52H112V50L110 51V53H111ZM157 52H159V51L156 50V54H157ZM163 52H165V50H164ZM163 52H161V53H163ZM261 52H262V53H261ZM84 53H85V57H87V56H86V52H84ZM89 53H90V52H88L87 54H88V56H90V58H91V53L93 54V52L91 51L90 55H89ZM110 53H108V54L110 55ZM116 53H117V52H116ZM123 53H122V54H123ZM159 53H160V52H159ZM161 53H160V55H161ZM122 54H121V55H122ZM165 54H166V53H165ZM252 54H253V55H252ZM113 55H114V54H113ZM119 55H120V53H119ZM123 55H124V54H123ZM125 55H124V56H125ZM158 55H159V54H158ZM162 55H163V54H162ZM154 56H155V57H154ZM250 56H251V58H250ZM253 56H254V57H253ZM92 57H93V55H92ZM109 57H112V55H110ZM119 57H120V56H119ZM163 57H164V56H163ZM252 57H253V58H252ZM88 58H89V57H88ZM93 58H94V57H93ZM114 58H118V53H117V56H116V54L114 55ZM157 58H158V57H157ZM157 58H156V59H157ZM109 59H110V58H109ZM254 59H261V60H260V61H261L260 64H259V60L256 61L257 64H259L258 66H257V64H256V62H255ZM100 60H101V59H100ZM113 60H114V59H113ZM116 60H117V59H116ZM116 60H114V61H116ZM119 60H120V59L118 58V63H119ZM161 60H162V59H161ZM250 60H251L252 62H250ZM253 60H254L255 64L253 63ZM157 62H158V61H157ZM121 63H122V62H121ZM124 63H123V65H124ZM252 63H253V64H252ZM110 64L112 65V64H113V61H112V63H110ZM114 64H115V63H114ZM114 64L112 65L113 67H114ZM251 64H252L253 66H252ZM108 65H109V64H108ZM108 65H107V66H108ZM111 65H110V66H111ZM116 65H117V63H116ZM120 65H122V64H120ZM254 65H256L257 68H255ZM105 66H106V65H105ZM250 66H252V67H250ZM113 67H111L110 69H114L116 66H115L114 68H113ZM253 67H254L255 69H253ZM263 67H264V66H262L261 69L259 68L260 71H261L260 73H262V71H263V70H262ZM104 68L106 69V67H103V69H104ZM159 68H161V65H160ZM159 68L156 67V69L160 70ZM163 68H165V67H163ZM251 68H252V70H250ZM110 69H109V67H108V70H110ZM259 69H258V70H259ZM106 70H107V69H106ZM106 70H105V71H106ZM164 70H165V69H164ZM81 71H82V70H81ZM81 71H78L79 73L77 72L79 76L76 75V76H78L79 78L82 77V75L84 74V72L86 73L85 69H84V71H82L83 73H81ZM112 71H113V70H112ZM136 71H137L139 74H141V78H140V80H139V82H140L139 84H136V83L134 84L135 87H138V86H139L138 88L135 89L134 87H132L131 85H129V83H131V81H130V80H132L131 77H132V78H134L135 76L137 77L138 74L135 73ZM154 71H155V72H154ZM161 71H162V69H161ZM165 71H166L167 74L169 73L168 76L172 77L171 74H170V72H169L168 70H165ZM244 71H243V72H244ZM106 72H108V71H106ZM106 72H104V73H106ZM156 72H157V74L160 73V72L158 73V71H156V70L154 69L152 75L154 76V73H156ZM253 72L251 73V75H254ZM128 73H129V74H128ZM166 73H164V74H165V76L167 77ZM173 73H174V72H172V74H173ZM256 73H257V75L255 74V76H254L255 79H256L257 76H259V72L256 71ZM108 74H110V72H109ZM132 74L134 75V77H133ZM157 74H156V75H157ZM160 74H163V72L160 73ZM263 74H264V72H263ZM263 74H261V75H263ZM80 75H81V76H80ZM106 75H107V73H106ZM106 75H103V74H102V76H106ZM152 75H151V76H152ZM138 76H139V75H138ZM158 76H159V75H158ZM78 77H77V79H78ZM83 77H84V76H83ZM85 77H86V76H85ZM159 77H160V76H159ZM170 77H169V78H170ZM260 77H261V76L258 77L259 79L254 80V79H253V76H252V77L249 79V80H252V82H251V81H249V82L246 81V82H248L249 85L253 84V85H251V88H250L249 85H246V84H245V85L248 86L249 88H247L246 86H244V89H245V90L243 89L244 91L240 88L242 91L240 90L241 92H240V93H237V94H238L237 96L239 97V95H240V97H241V98H239V99H240L239 101L242 103L241 105H240V103H238V100H235V99H238V98H236L237 96L234 97L235 99H234V98L231 99V101H233V99H234L233 102H235V103H236V101H237V106L235 105V106H236V109H234V110L232 111L233 113L231 112L232 115L234 114L233 116H232V115H231V116L234 117L235 120H234V119H231V121L233 120V122H234V121L236 122V127H235V129L238 128V125H239V127H240V126L243 127L244 132H243V131H240V132L238 133V132L233 131V130H235V129H233L232 127L235 126V124H233V126L230 127V129H227V128L224 126V127L227 129V130H225V131H227V133L223 131L225 128H224L223 130H220V131L223 132V136H224V134H225V135H226V134L229 135V136L226 135V136H224V138L222 137V138H220V139L223 140V139H225V137H227V138L229 137L228 140L231 139V141H232V147H233V145H235V146H234V147H235V150H234V148H233V151H234V152L236 151L238 154H236V152L233 154V151H232V150L230 149V147H229V146H231V145H230L231 142H228V141H227V138L225 139V141L223 140L226 144H227V142L229 143V146L227 145L228 147H227V146H226V147H227V149H228V148L230 149V150L228 149V151H230V153L233 154V155L231 154L233 157H234L235 154H236L237 156L240 155L239 153H241V152H239V151H242V150H243V151L245 150L244 153L246 152V153H245V154H246V155H245L246 157H247V156L249 157V156H251V155L254 154V156H251L252 158L250 157L252 160L249 159V161H252V163H253V165H254V166H253L254 168L251 169V171L253 170V171H252V174H250V172H249L250 170H248V173H247V172L244 170L245 167H243V168H244L243 170H244L245 172H244L243 170H241V171H243V172L241 173V172L239 171V169H238L239 172L237 173V170H236V169L240 167V166H239L240 164H239V165L236 164V165H238L239 167L236 166V169L233 170L234 167H232V168L230 167V165H231L232 163H230V164L228 163L229 161L231 162L230 159H232L233 157L230 156V153H229V152H225V151H224V153H228V154H229L228 156H229V157H232V158L229 159V157H228V162H227L228 164L225 163V159H224V158H226V157L222 158V159L224 160V163L226 164V165L222 164L224 168L226 167L225 171H224V169H222L223 171L221 172V170L218 169V168H221V167H219V166H218V168L216 167V168H217L216 170H219V171H220L219 173H225L226 178H227V176H229L228 178H229L230 180L233 179V181H235L236 183H235V185H234V183H233V185H231L232 182H229V184H230V186H229L228 183L226 184V182H227V179H226V181H225L224 184H222V185L225 186V188H226L225 190H228L227 188H229V189L231 188L230 190L233 189V191H229V190H228V193H227V191H226V193H224V192H223L224 189H223V190H222V189H220V190L218 189V191H220V192H221V195H222V196H220V195H219L220 192H218V194H217L218 197L220 196L219 198H221V197L223 198V197H224L223 194H225V195L227 194L226 197H227L228 199H227V198H225V199H227L228 202L224 199L227 203H223V204H222V203H220V202H224L223 199H222L223 201H221V199H219V198H215L217 201L219 200L220 202H219V201L217 202L216 200H214V201H213V207L215 208V206H217V203H219L218 206H219V205H223L224 208L222 209V207H221L220 209H217V208H219V207H216L215 209L213 208L214 210H211V211H215V210H217V211L219 212V210H220V212H221V209H222V210H223V212H222V213H223L222 216H221V214H219L220 216H218V213H217L216 211H215V212H211V211H209V212H211L212 215H213L214 213L217 214L219 220L216 221V219H217L216 214L213 215V216L216 217V218L212 217V218H214L213 220H214L215 222H217V223H215L216 226L218 225V221H220V222H219L220 224L217 226V227H219V226H220V227L217 229V232H216V233H218V232L220 233V231H221L220 236L222 235V236H221L222 239L220 238L221 240H220V241L218 240V241L221 243V241H223V239H225V240L223 241V244L221 243V245H219L220 243L217 241V245H218V247H219V246H222L221 248H213V246L215 247V245L212 246V245H210V243H213L216 239H218V237H220L219 234H217L218 237H216V238L213 237V238H215V240H213V238H211L212 240L209 239V238L211 237V234H210V237L207 236V239H209L208 241H211V242H210V243H205V242L207 241V239H206L207 231H206V235L204 234L205 236H204L203 234L199 233V234H201V235H199L200 240H201L202 236H204L203 240H204L205 242L203 241V243H201L202 241H200V240H199V241L194 240L195 236H197L196 238H198V232H196V231L199 230V229L197 230V229L194 228V229L196 230L195 233H197V235H195L193 239H192V238H189V240L186 241L187 244H189V243L191 244V242L193 243V241H195V243H193V245H192V246H193L192 249H193V248H194V249H193V251H192V253H191V252H190V251H191V250H190V249H191V248H190L191 245L189 244V247H188V245L186 244V245H187V249L189 248L188 251H189L190 254L188 253L187 250L185 251L186 253H185L184 251H182V252H184V253H183V256H184V254L187 255V253H188V256H187L188 258H189V255H191L192 258L195 260V262L198 261V262L201 263V264H264V95H263V94H264V80H262V79L264 78V76H262L263 78H262V77L260 78ZM101 78H102V77H101ZM154 78L157 79L158 77L156 76V77H154ZM163 78H164V76H163ZM82 79H83V78H81V80H82ZM102 79H104V78H102ZM102 79H101V80H102ZM134 79H135V78H134ZM134 79H133V81L135 82V80H136V82H137L138 79H135V80H134ZM150 79H151V81H148V80H150ZM156 79H155V81H156ZM159 79H160V78H158V80H159ZM166 79H167V78H166ZM104 80H106V83H104V84H107V85H108V84H109V82H108V78L106 77ZM104 80H102V81L104 82ZM128 80H129L130 82H129ZM153 80H154V79H153ZM161 80H162V78H161ZM164 80H165V79H164ZM167 80H168V79H167ZM170 80H171V79H170ZM78 81H80V80H78ZM82 81H84V80H82ZM155 81H153V82H155ZM162 81H163V80H162ZM174 81H175V79H174ZM107 82H108V83H107ZM124 82L128 83V87H131L132 89L134 88V90H136V92H134L131 88H128V87H127L128 90H125L126 88H125V86H124ZM160 82H161V81H160ZM160 82H159V83H156V82H155V84H157V85H155V88L158 86V84H160ZM164 82H165V81H164ZM250 82H251V84H250ZM80 83H81V82H80ZM167 83H168V82H167ZM115 84H116V83H114V86H115ZM131 84H132V83H131ZM150 84H149V86H150ZM240 84H241V83H240ZM91 85H92V84H91ZM91 85H89V86H90V89L93 88V86L91 87ZM112 85H113V84H109V85H108V86L110 87V90H113L114 88H116V86H115L113 89H111V88L113 87ZM117 85H118V84H117ZM125 85H126V84H125ZM137 85H138V86H137ZM162 85H165V84H162ZM162 85H161V86H162ZM170 85H171V84H170ZM175 85H176V84H175ZM177 85H178V84H177ZM179 85H181V84H179ZM242 85H243V84H242ZM242 85H239V86H242ZM78 86H79V85H78ZM81 86H82V84H81ZM94 86H95V84H94ZM100 86H104V85L101 84ZM108 86L105 85V87H108ZM153 86H154V85H153ZM198 86H201V87H202V84H201V85L199 84ZM198 86H197V87H198ZM84 87H85V86H84ZM86 87H87V86H86ZM105 87H104V88H105ZM123 87H121V88L119 87V88H118V86H117L118 89H122ZM151 87H152V86H151ZM151 87H150V89H151ZM178 87H179V86H178ZM201 87H200V89L202 90L203 87H202V88H201ZM81 88H83V87H81ZM87 88H88V87H87ZM94 88H96V87H94ZM94 88H93V89H94ZM117 88H116V91H118ZM146 88H147V87H146ZM161 88H163V87H161ZM164 88H165V87H164ZM170 88H171V87H170ZM180 88H181V87H179L178 89H180ZM84 89H85V88H84ZM98 89H99V88H98ZM98 89H96V90H97V91H100V90L103 89V88H101L100 90H98ZM108 89H109V88H108ZM129 89H131V90H129ZM148 89H149V87H148ZM165 89H166V88H165ZM165 89H164V92H165ZM183 89H184V87H183ZM196 89H197V88H196ZM196 89H195V90H196ZM231 89H232V87H231ZM246 89H247V91H246ZM250 89H252V90H250ZM85 90H86V89H85ZM87 90H88V89H87ZM110 90H109V91H110ZM160 90H161V89H160ZM167 90H168V89H167ZM181 90H182V89H181ZM185 90H186V89H185ZM191 90L193 91V89H191ZM198 90H199V89H198ZM236 90H237V89H236V87H235V91H236ZM238 90H239V89H238ZM238 90H237V91H238ZM248 90H250L251 92L248 91ZM101 91H102V90H101ZM106 91H107V90H106ZM130 91H132V92H130ZM149 91H152V94H155V93H153L154 90L151 89V90H149ZM149 91H147V92H148V95H149ZM171 91H172V90H171ZM171 91H169V92H171ZM174 91H175V90H174ZM177 91H178V90H177ZM183 91H184V90H183ZM186 91H187V90H186ZM192 91H191V92H192ZM235 91H234V92H235ZM245 91H246V92H245ZM107 92H108V91H107ZM119 92H123V89H122V91H121V90L118 91V93H115V90H113V94L115 93L116 96H117V94H118V97L121 96V95H119V94H120ZM128 92L131 93L132 95H131V94H130L131 96H130V95H127ZM139 92H141V91H139ZM139 92H138V93H139ZM155 92H156V91H155ZM167 92H168V91H167ZM197 92H198V91H197ZM199 92H200V91H199ZM100 93H101V92H100ZM102 93H103V92H102ZM138 93H137V94H138ZM145 93H146V92H145ZM159 93H160V92H159ZM159 93H156V94H159ZM165 93H166V92H165ZM184 93H185V91L183 92V94H184ZM242 93H243V94L245 93V94L243 95L244 98H243V96H242ZM249 93H250V94H249ZM103 94H104V95H105V94L107 95V93H103ZM115 94H114V95H115ZM139 94H140V93H139ZM150 94H151V93H150ZM169 94H170V93H169ZM175 94H176V93H175ZM181 94H182V93H181ZM181 94H180V95H181ZM188 94H189V93H188ZM188 94H187V95H188ZM248 94H249V96H248ZM109 95H110V94H109ZM109 95H108V96H109ZM134 95H133L132 98H135V96H138V97L140 96V95H135V96H134ZM143 95H144V94H143ZM148 95H147V96H148ZM176 95H177V94H176ZM191 95H192V93H191ZM108 96H107V97H108ZM111 96H112V95H111ZM124 96H125V95H124V93H123V97H124ZM126 96H125V97H126ZM141 96H142V95H141ZM141 96H140L139 98H137V99H141V100H143L144 97L141 98ZM147 96L145 95V98L148 99V100H147V102H148L149 99H151V98H150L151 95L148 96V98H147ZM170 96H171V95H170ZM170 96H168V97H170ZM109 97H110V96H109ZM154 97H156V95H155ZM157 97H158V95H157ZM161 97H162V96H161ZM171 97H172V96H171ZM184 97H187V96H184ZM184 97H183V99H184ZM190 97H191V96H190ZM196 97H197V96H196ZM199 97H200V96H199ZM201 97H202V94H201ZM201 97H200V99H201ZM116 98H117V97H116ZM164 98H165V95H164ZM174 98H175V97H174ZM176 98H177V97H176ZM180 98H182V97H180ZM105 99H106V98H105ZM110 99H111V98H110ZM120 99H121V98H119V101H120ZM126 99L123 98V100H126ZM137 99H136V100H137ZM146 99H144V101H145ZM152 99H153V98H152ZM166 99H167V98H166ZM170 99H171V98H170ZM177 99H178V98H177ZM177 99H176V100H177ZM186 99H187V98H186ZM186 99H184V100L186 101ZM200 99H199V100H200ZM212 99H213V98H212ZM101 100H102V99H101ZM112 100H113V97H112ZM114 100H117V99H114ZM136 100L134 99V101H133V103L135 102L134 104H136ZM172 100H173V98H172ZM176 100H174V101H176ZM178 100H179V99H178ZM190 100H192V98H190ZM208 100H209V99H208ZM82 101H83V100H82ZM84 101H85V100H84ZM84 101H83V104H84ZM102 101H104V98H103ZM107 101L109 102L108 99H106V102H107ZM126 101H129V100H126ZM126 101H125V102H126ZM138 101H139V100H138ZM138 101H137V102H138ZM167 101H169V99H168ZM179 101L182 102V99H180ZM179 101H178V102H179ZM187 101H188V100H187ZM192 101H193V100H192ZM197 101H198V100H197ZM209 101H210V100H209ZM85 102H86V101H85ZM104 102H105V101H104ZM106 102L104 103V104H105L104 106H106V105L108 104V103L106 104ZM111 102H112V101L110 100V103H111ZM116 102H118V101H116ZM116 102H115V104H116ZM125 102L123 101L124 104H125ZM153 102H154V101H153ZM153 102H151V103L153 104ZM164 102H165V101H164ZM199 102H200V101H199ZM199 102H197V104H201V106L204 107V106H203V105H204V104H203L204 101L201 99V102H202V103H199ZM207 102H208V101H207ZM233 102H232V103H233ZM97 103H98V106H97V107L100 108V106H101V105H100L101 101H100V103H99V101H98ZM129 103H130V102H129ZM129 103H126V108H125V110H128L129 105L132 104V103H130V104H129ZM141 103L143 104V103H146V102H141ZM169 103H171V101H170ZM169 103L166 102L165 104H168V106H170ZM190 103H191V105H192V102H190ZM210 103H211V102H210ZM218 103H219V102H218ZM220 103H221V102H220ZM102 104H103V102H102ZM113 104H114V103H112V105H113ZM121 104H122V103H120V105H121ZM128 104H129V105H128ZM139 104H140V103H139ZM147 104H148V103H147ZM147 104H146V105H147ZM149 104H150V102H149ZM152 104H151V105H152ZM171 104L173 105V102H172ZM179 104H180V103H179ZM184 104H186V103L184 102ZM205 104L208 105V103H206V102H205ZM221 104H222V103H221ZM250 104H251V105H250ZM81 105H82V102H81ZM81 105H80V107H81ZM96 105H97V104H96ZM99 105H100V106H99ZM110 105H111V104H110ZM112 105L109 106V108L112 107V109L114 110L115 108H113L114 106H112ZM136 105H137V104H136ZM143 105H144V104H143ZM151 105H150V106L147 105V106L150 108ZM156 105L159 106L158 103H156L154 106H156ZM174 105H175V104H174ZM176 105H177V104H176ZM187 105H188V104H187ZM189 105H190V104H189ZM189 105H188V106H189ZM252 105L255 107L254 109H252V107H253ZM93 106H94V105H93ZM107 106H108V105H107ZM107 106H106V107H107ZM124 106H125V105H124ZM130 106H131V105H130ZM132 106H133V104H132ZM134 106H135V105H134ZM140 106L143 107L141 104H140ZM161 106H162V105H161ZM181 106H182V105H181ZM181 106H180V107H181ZM193 106H196V104L193 105ZM193 106H189L190 109H191V107H193ZM198 106H199V105H198ZM198 106H196V107L198 108V111H200L201 109L203 110V108H201V106H199L200 108H199ZM217 106H218V105H217ZM83 107H84V106H83ZM85 107L89 108L90 105H87V106H85ZM97 107H95L96 110L98 109ZM115 107H116V106H115ZM170 107H171V106H170ZM170 107H169V108H170ZM174 107H175V106H174ZM174 107H173V108H174ZM180 107H179V108H180ZM189 107H188V108H189ZM205 107H206V105H205ZM213 107H214V106H213ZM220 107H221V106H220ZM220 107H218V108H220ZM87 108H86V109H87ZM93 108H94V107H93ZM93 108H92V109H93ZM102 108H103V106H102L100 109H102ZM107 108H108V107H107ZM117 108H118V109H121V108L119 107L118 104H117ZM138 108H139V107L137 106L136 109L138 110ZM149 108H148L147 110H149ZM167 108H168V107H167ZM169 108H168V109H169ZM176 108H177V107H176ZM188 108H187V109H188ZM194 108H195V107H193V109H191V110H194ZM197 108H195L194 112L191 111V110H189V109H188V110L185 109V110L189 111L188 114H190V113H191V114L194 113V115H195V114H197V113H195L196 110H197ZM215 108H217V107L215 106L214 108H210V110H211V109H214V111L212 110V111H213L212 114H216V112H215L216 109H215ZM218 108H217V109H218ZM83 109H85V108H83ZM90 109H91V107H90ZM100 109H98V110H100ZM112 109H111V110H112ZM129 109H130V110L132 109V112H133V110H134V109L131 108V107H130ZM143 109L145 110L146 108H143ZM143 109L141 108V111H142ZM161 109H162V108H161ZM161 109H160V110H161ZM163 109H164V108H163ZM163 109H162V110H163ZM222 109H224V108L222 107ZM113 110H112V111H113ZM125 110L123 109L124 112H122V110H120V111L123 113L122 115H124ZM139 110H140V109H139ZM150 110H151V109H150ZM162 110H161V111H162ZM170 110H172V108H170ZM174 110H175V109H174ZM174 110H173V111H174ZM204 110H205V109H204ZM204 110H203V111H204ZM207 110H209V108H208ZM210 110H209V111H210ZM218 110H219V109H218ZM235 110H237V111H235ZM107 111H108V110H107ZM118 111H119V110H118ZM120 111H119V113H121ZM187 111H186V112H187ZM198 111H197V112H198ZM203 111H201L200 114L203 113ZM100 112H102V110H101ZM103 112H104V111H103ZM103 112H102V115H105V114H103ZM145 112H146V111H145ZM148 112H149V111H148ZM148 112H146V113H148ZM162 112H163V111H162ZM165 112H166V110L164 111V113H165ZM167 112H170V111H167ZM167 112H166V113H167ZM206 112H208V111H206ZM94 113H95V112H94ZM94 113H93V114H94ZM98 113H99V112H98ZM104 113H105V112H104ZM108 113H110V112L108 111L107 114H108ZM119 113H118V114H119ZM183 113H184V112H183ZM96 114H97V112H96ZM99 114H100V113H99ZM113 114H114V113H113ZM118 114H117V115H118ZM125 114H126V113H125ZM132 114H133L134 116H136V115H135L136 113H135V114L132 113ZM185 114H186V113H185ZM185 114H184V115H185ZM198 114H199V113H198ZM207 114H208V113H207ZM207 114H205V115H207ZM228 114H229V113H228ZM137 115H138V114H137ZM155 115H156V114H155ZM165 115H167V114H165ZM165 115H164V116H165ZM192 115H193V114H192ZM201 115H202V114H201ZM205 115H204V116H205ZM97 116H98V118H99L101 115L99 116V115L97 114ZM97 116H96L95 119H98ZM118 116H120V114H119ZM118 116H116V117L121 119V120H120V119H118V120H119V121H122V123H123L124 120H125V117H123L124 120H122V116H121V117H118ZM125 116L128 117V119L130 120V118H129L128 115H125ZM134 116H132V118H133V119H132L133 122H134V119H135L136 117H138V116H136V117H134ZM159 116H160V118H161L162 115H159ZM186 116H187V115H186ZM190 116H191V115H190ZM197 116H198V115H197ZM202 116H203V115H202ZM218 116H219V115H218ZM218 116H217V117H218ZM92 117H94V115H92ZM139 117H140V116H139ZM147 117H149V116H147ZM165 117H166V116H165ZM169 117H170V116H169ZM169 117H167V118H169ZM195 117H196V116H195ZM206 117H208V115H207ZM211 117H213V116H211ZM232 117H231V118H232ZM101 118H102V117H100L99 119H101ZM110 118H113V116L110 117ZM114 118H115V116H114ZM151 118H152V117H151ZM160 118H159V119H160ZM167 118H166V119H167ZM170 118H172V117H170ZM185 118H186V117H185ZM193 118H194V116H193ZM200 118H201V117H200ZM214 118H216V116H215ZM102 119H106V118L103 117ZM137 119H138V118H137ZM137 119H136V120H137ZM141 119H142V117H141ZM146 119H148V118H146ZM154 119H155V118H154ZM161 119H162V118H161ZM163 119H164V118H163ZM163 119H162V120H163ZM166 119H164V120H166ZM172 119H173V118H172ZM194 119H196V118H194ZM208 119H209V118H208ZM210 119L214 120L213 118H210ZM216 119H217V118H216ZM93 120H94V119H93ZM108 120H109V119H107V121H108ZM111 120L114 121V123H116V122H115V121H116V118H115V119H110V121H111ZM118 120H117V122H118ZM126 120H127V119H126ZM126 120H125V123H127V125L125 124L126 127L124 126V128H123V126H122V129H121V130L119 129V127L121 126V124H120V126H119V124H116V125H118V127H117V126L112 122V124H114L112 130H114V129L117 127L119 133L117 134L118 131H115L116 133H114L115 135L113 136L112 134H113L114 131H113V132L111 131V132H112L111 136H113V137H111V136H110V137H111L112 139H111V138H107V139L112 140L111 142L114 143V145L109 144V146H110V145L113 146V147L111 146V148L114 149V146H115V149H116V151H117L118 149H117L116 147H118V148H119V147H120V148H121V147H122V148L124 147V148H126V150L123 148V149H124V150L122 149L123 151H127V150H128V151H132L134 147H136V149H137L138 147L141 149V148L145 147V145L148 146V143H149V144H153V142H155V139H156V138H154V140H153V137H154V136H153V137L150 136V135L152 134L151 132L154 131V130H152L151 132H149V131L147 130L148 133H151L149 136L151 137L152 140H151L150 137L148 136V133H146L147 131H146V127L144 126V124H147V120H145V118H144L143 120H141L140 123L137 121V123H138L140 126L138 125V127H136V124H134V126H135L136 128L133 127V123H131V124L129 125V123H128L129 120H128L127 122H126ZM132 120H130V121H132ZM139 120H140V119H139ZM179 120H180V119H179ZM197 120H198V118H197ZM94 121H95V120H94ZM155 121H156V120H155ZM184 121H185V120H184ZM102 122H106V120H102ZM102 122L98 121V123H100V124H102ZM149 122H150V121H149ZM157 122H158V121H157ZM160 122L162 123L163 121H160ZM160 122H158V123H160ZM174 122H175V121H173V123H174ZM185 122H186V121H185ZM210 122H211V121H210ZM217 122H218V120H217ZM217 122H216V120H215V122H214L215 125H217V124H216ZM118 123H119V122H118ZM134 123H135V122H134ZM154 123H155V122H154ZM154 123H153V124H154ZM158 123H157V124H158ZM178 123H179V122H178ZM180 123H181V125H182V122H180ZM188 123H189V122H187V124H188ZM195 123H196V122H195ZM195 123H193V124H195ZM198 123H200V122H198ZM208 123H209V121H208ZM211 123H212V122H211ZM218 123H219V122H218ZM94 124H95V125H93V127H97V126H98V124L96 125V121H95ZM100 124H99V127L101 126ZM106 124H107V122H106ZM151 124H152V123H151ZM151 124H150V125H151ZM157 124H156V125H157ZM167 124H168V123H167ZM169 124H170V121H169ZM169 124H168V125H169ZM193 124H192L191 127H193ZM202 124H204V123H202ZM237 124H238V125H237ZM102 125H103V124H102ZM107 125L110 126V123H108ZM123 125H124V123H123ZM142 125H143V126H142ZM160 125H161V124H160ZM181 125H180V126H181ZM185 125H186V124H185ZM195 125H196V124H195ZM200 125H201V123H200ZM208 125L211 127V128H210L211 131L214 132V131L212 130V129H214V127H213V123H212L211 125H210V124H208ZM222 125H223V124H222ZM127 126H128L129 128H128ZM131 126H132V127H131ZM153 126H154V125H153ZM157 126H158V125H157ZM165 126H166V125H165ZM175 126H177V123L175 124ZM220 126H221V125H220ZM88 127H89V126H88ZM91 127H92V126H91ZM101 127H103V126H101ZM101 127H100V128H101ZM114 127H115V128H114ZM147 127H148V125H147ZM160 127H161V126H160ZM162 127H164V126H162ZM167 127H168V126H167ZM169 127H170V126H169ZM177 127H179V126H177ZM177 127H176V128H177ZM184 127H185V126H184ZM189 127H190V125H189ZM191 127H190V129H191ZM195 127H197V126H195ZM198 127H200V129H202L201 126H198ZM198 127H197V128H198ZM218 127H219V125H218ZM218 127H217V129H218ZM221 127H222V126H221ZM103 128H104V127H103ZM103 128H102V129H103ZM111 128H112V126H111ZM117 128H116V129H117ZM151 128H152V126H151ZM158 128H159V127H158ZM171 128H172V127H170V129H171ZM187 128H188V127H187ZM207 128H208V127H207ZM219 128H220V127H219ZM231 128H232V129H231ZM95 129H96V128H95ZM98 129H99V128H98ZM108 129H110V128L108 127V128H107V131H108ZM116 129H115V130H116ZM161 129H162V128H160V130H161ZM168 129H169V128H168ZM168 129H167V130H168ZM170 129H169V131H170ZM179 129H180V128H179ZM181 129L184 130V129H183V125H182V128H181ZM215 129H216V128H215ZM220 129H221V128H220ZM85 130H86V129H85ZM85 130H84V133H86ZM165 130H166V129H165ZM171 130H172V129H171ZM228 130H230V131H228ZM231 130H232V132H231ZM101 131H102V130H101ZM105 131H106V128H105ZM120 131H121V132H120ZM180 131H181V130H180ZM188 131H189V130H188ZM197 131H198V130H197ZM197 131H194V132H197ZM206 131H207V130H206ZM208 131H209V130H208ZM216 131H217V130H216ZM99 132H100V130H99ZM102 132H104V129H103ZM132 132H133V133H132ZM157 132H159V131H157ZM161 132H162V131H161ZM173 132L176 133V131H173ZM182 132H183V131H182ZM199 132H200V131H199ZM199 132H198V133H199ZM201 132H202V131H201ZM212 132H210V135L208 134V137L211 136V133H212ZM93 133H95V132H93ZM108 133H109V132H108ZM163 133H164V131H163ZM167 133H169V132L167 131ZM191 133H192V132H191V130H190V135H191ZM229 133H234V134L231 135V134H229ZM237 133H238L239 135H237ZM240 133H241V134H240ZM243 133L245 134V136H244ZM91 134H92V133H91ZM91 134H89V135L91 136ZM95 134H97V132H96ZM106 134H107V133H106ZM154 134H156V133H154ZM169 134H172V132L169 133ZM169 134H168V135H169ZM180 134H181V133H180ZM183 134L186 135V134H188V133H186V134L183 133ZM183 134H182V135H183ZM205 134H206V133H205ZM205 134H204V136H207V134H206V135H205ZM219 134H222V133L219 132ZM219 134H218V135H219ZM242 134H243V135H242ZM99 135H100V134H99ZM99 135H97L98 138H99ZM144 135H145V136L147 135L148 137H147V136L145 137ZM157 135H159V134L157 133ZM165 135H166V134H164L163 136H165ZM173 135H174V134H173ZM173 135H171V138H170V139H172L171 143H173V144H178L177 146H179V144H180L181 146H179V147L183 150V153H185V154L182 153V155H184V157H185V160H184V161H181V162H185V163H186V164L184 163V167H185V168H184L183 166H181L180 168H181V169L183 168V169H184V172H191L192 174H195V173L198 174V171H201V173L199 174V177H200L201 174H202V176H203V173H204V174H205V173H206V174L209 173V174H210L209 177H211V173H213V170L215 169V166H214V168H213L212 166H211L212 168H209V167H210L209 165H212V164H213L212 162H211V163L209 162V163H208V164H209V165H208V168L210 169L209 171H212V172L210 173V172H208V169H206V168H207V167H206V166H207L206 161L208 162V160H206V159H208L209 157H208V158H207V157H204V155L207 154V153H210L209 151H208V152L204 151L205 154H204V155L202 154V152H203V150H204V148H205L206 146H205L204 144H202V145L205 146V147L203 148V150H202V148L199 149V147L196 148V149H198V150H200V151L202 150V151H201V154H199L200 152L196 154V150H195L194 152H195L196 156H197L198 154H199V155L196 157L194 154H192V155L194 156V158L191 159V158L193 157V156H191V153H192V152L187 151V150L190 149V148L187 147V146H188V145H189V146H192V142H191V145L188 144V143H187L188 145L184 144V142H186V141H185L186 138L183 137V136H181V138H180L181 140H180L178 137H177L178 140H176V142L179 141V143H178V142H177V143H174L173 139H174V137L176 136V134H175L174 137H172ZM213 135H214V134H213ZM216 135H217V134H216ZM218 135H217V137H218ZM233 135H236L235 138H234ZM97 136H96V137H97ZM104 136H105V135H103V137H104ZM159 136L161 137V134H160ZM159 136H158V137H159ZM163 136H162V138H163ZM177 136H179V134H178ZM199 136H200V135H199ZM230 136H231V138H230ZM240 136H241V137L243 136V137L241 138ZM246 136L248 137V140H247ZM93 137H94V135H93ZM96 137H95V138H96ZM134 137H135V138L137 137L138 139H137V138H136V139L139 140V141L142 140V142H138V141L136 142V139H135V141H134V140L132 139V138H134ZM142 137H143V138L145 137V138L143 139ZM160 137H159V138H160ZM169 137H170V135L168 136V138H169ZM188 137H189V136H188ZM196 137H197V136H196ZM211 137H212V139H213V136H211ZM215 137H216V136H215ZM215 137H214V138H215ZM217 137H216V139H217ZM220 137H221V136H220ZM236 137H238V138L236 139ZM91 138H92V136H91ZM98 138H96L97 142L99 141ZM104 138H105V137H104ZM130 138H131V140H130ZM139 138H140L141 140H140ZM159 138H158V141H159ZM165 138H167V137H165ZM165 138H164V139H165ZM191 138H193V137H191ZM233 138H234V139H233ZM239 138H240L241 141H243V140H245V139H246V141H247V143H244V141L241 142V141L239 140V142H241V144H242L241 149H240V146H239V145H241V144H239L238 141H235V140H238ZM243 138H245V139H243ZM92 139H93V138H92ZM105 139H106V138H105ZM105 139H104V142H106ZM170 139H169V141H170ZM175 139H176V138H175ZM194 139H195V138H194ZM196 139H197V138H196ZM207 139H208L209 141L212 140V139H209V138H207ZM218 139H219V138H218ZM218 139H217V140H218ZM93 140H94V139H93ZM100 140H101V139H100ZM198 140H200V139H198ZM107 141H108V140H107ZM131 141H134V142H131ZM151 141H152V143H150ZM161 141H163V139H161ZM166 141L169 142L168 140H166ZM166 141H165V142H166ZM188 141H190V139H189ZM188 141H187V142H188ZM192 141H193V140H192ZM196 141H197V140H196ZM202 141H203V140H202ZM204 141H205V140H204ZM214 141H215V139H214ZM223 141H222V144H224ZM226 141H227V142H226ZM246 141H245V142H246ZM248 141H249V143H248ZM97 142L95 141V143H97ZM102 142H103V141H102ZM108 142H110V141H108ZM111 142H110V143H111ZM159 142H160V141H159ZM206 142H207V141H206ZM216 142H217V141H216ZM233 142H234L235 144H233ZM236 142H237V145H238V146L236 145ZM99 143H100V142H99ZM137 143H138V145H137ZM163 143H164V142H163ZM171 143H170V145H172ZM189 143H190V142H189ZM194 143H195V142H194ZM197 143H198V142H197ZM202 143H203V142H202ZM212 143H215V142L212 141ZM217 143H219V141H218ZM220 143H221V142H220ZM157 144H160V145H161V143H157ZM167 144H168V143H167ZM102 145H103V143H102ZM102 145H100V146H102ZM128 145H129L130 148L126 147V146H128ZM142 145H143V146H142ZM165 145H166V144H165ZM168 145H169V144H168ZM182 145H184L185 147H187V150L184 149L185 147H183ZM197 145H198V144H197ZM209 145H210V142H209ZM217 145H218V144H217ZM104 146H105V145H104ZM141 146H142V147H141ZM147 146H146V147H147ZM162 146H163V145H162ZM162 146H160V147H162ZM195 146H196V144H195ZM207 146H208V145H207ZM219 146L222 147L223 145L221 146V144H219ZM248 146H250L248 149H250V148L252 149V151H250V154H251V155H247V154H248L247 152H249V151H247V150H248V149H247ZM148 147H149V146H148ZM151 147H154V144H153ZM165 147H166V146H165ZM167 147H168V146H167ZM174 147H175V146H174ZM196 147H197V146H196ZM220 147H218V148H220ZM224 147H225V146H224ZM224 147H223V148H224ZM226 147H225V149H226ZM95 148H97V145L95 146ZM99 148H100V147H99ZM103 148H105V147H103ZM139 148H138V149H139ZM156 148H157V147H155V148H148L149 150L151 149V150L148 151V152L150 153L153 149H156ZM172 148H173V147H172ZM176 148H177V147H176ZM209 148H211V147H209ZM223 148H222V149H223ZM107 149H109V148H107ZM113 149H112V150H113ZM134 149H135V148H134ZM136 149H135V150H136ZM138 149H137V151H138ZM146 149H147V148H146ZM162 149H163V148H162ZM166 149H167V148H166ZM166 149H164V151H165ZM181 149H180V151H182ZM192 149H193V148H192ZM194 149H195V148H194ZM205 149H207V148H205ZM214 149H216V148H214ZM214 149H213V150H214ZM220 149H221V148H220ZM239 149H240V150H239ZM96 150H97V149H96ZM100 150H101V149H100ZM103 150H104V149H103ZM103 150H101V151L103 152ZM119 150H120V149H119ZM122 150H121V151H122ZM143 150H144V152L147 151V150H145V148H143ZM156 150H157V153H159V152H158L159 149H156ZM169 150H170V147H169ZM185 150H186L188 153H190V154L187 155V154H186L187 152H186ZM216 150H217V149H216ZM223 150H224V149H223ZM223 150H222L221 152H223ZM238 150H239V151H238ZM98 151H99V150H98ZM106 151H107V150H106ZM114 151H115V150H114ZM114 151H113V152H114ZM128 151H127V153L125 152L126 154H128V156H127L126 159H124V160H126V162L128 161V166H129V168L133 171V173H134L135 175L138 176V179L135 178V179H137V181L135 180V183H137L138 181H140V183H139V182H138V183L141 185V187L143 186V187H142L143 189H144L145 187H146V189H147V186H148L149 184H150V185L152 184V186H153V184H154V183L152 182L153 180H152V181L150 180V182H148L149 179H148L147 177L150 178V176H147V177H146V176H143L144 179H142L141 176H139L140 174H139L138 172L135 173V172H134L135 169H132V167H133V168H136V170L138 169L139 171H141L143 165H141V168H140L139 165L141 164V163H140L141 161L139 160V158H142V156L138 157V156H139V155H138V156H137L138 159H137V158H134V157H133L134 155H132V153L134 154L135 151H133L132 153H131V152L128 153ZM141 151H142V150H141ZM167 151H168V150H167ZM176 151H177V150H176ZM219 151H220V150H218V152H217V155H218V156H220V155L222 154V153L220 154ZM226 151H227V150H226ZM231 151H232V152H231ZM243 151H242V152H243ZM102 152H101V153H102ZM108 152H109V153L112 152L111 149H110V151H108ZM119 152H120V151H119ZM169 152H171V150H170ZM169 152H168V153H169ZM173 152H174V153H177V152H175V151H173ZM251 152H252V153H251ZM101 153H100V154H101ZM103 153H105V151H104ZM114 153H115V152H114ZM123 153H124V152H123ZM136 153H137V152H136ZM142 153H143V151H142ZM142 153H141V154L139 153V154H140V155H143V157L145 158L144 155H145V154L147 155V153H146V152H145V154H144V153L142 154ZM149 153H148V154H149ZM157 153H156V157L158 158V155H159V154L157 155ZM160 153H161V152H160ZM162 153H163V152H162ZM178 153H179V152H178ZM180 153H181V152H180ZM180 153H179V154H180ZM100 154H98V155H100ZM119 154H120V153H119ZM170 154H171V153H170ZM172 154H173V153H172ZM210 154H211V153H210ZM210 154H207V155L210 156L209 160L212 161V160L214 159V161H215V163H216V160H218V159H216L215 157L218 158V156H215V155H214V157H213V159H212V158H211L212 155H210ZM241 154H242V153H241ZM105 155L109 156V154H107V153H106ZM149 155H152V153L149 154ZM174 155H175V154H174ZM174 155H173V156H174ZM185 155H187L188 157L185 156ZM207 155H205V156H207ZM242 155H243V154H242ZM107 156H106V157H107ZM115 156H116V155H115ZM122 156L124 157L125 155H122ZM179 156H181V155H179ZM224 156H225V155H224ZM226 156H227V154H226ZM243 156H244V155H243ZM119 157H120V156H119ZM146 157H147V156H146ZM154 157H155V156H154ZM160 157H161V156H160ZM170 157H171V156H170ZM170 157H169V158H170ZM175 157H176V156H175ZM184 157H182V158H184ZM100 158H101V157H100ZM102 158H103V157H102ZM108 158L110 159V157H108ZM113 158H114V157H113ZM117 158H118V157H117ZM166 158H167V157H166ZM169 158H168V159H169ZM171 158H172V157H171ZM178 158H180V157H178ZM205 158H206V159H205ZM220 158H221V156H220ZM142 159H143V158H142ZM142 159H141V160H142ZM151 159H152V158H151ZM159 159H161V158H159ZM190 159H191V161H190ZM215 159H216V160H215ZM247 159H248V158H247ZM117 160H119V159H117ZM147 160H148V157H147ZM161 160H162V159H161ZM169 160H170V159H169ZM175 160H178V159L175 158ZM180 160H182V159H180ZM220 160H221V159H220ZM220 160H219V161H220ZM223 160H222L221 162H223ZM244 160H246V159L244 158ZM138 161H139V162H138ZM149 161H150V160H149ZM157 161H158V160H157ZM162 161H163V160H162ZM164 161H165V160H164ZM166 161H167V160H166ZM166 161H165V162H166ZM170 161H171V162H170ZM170 161H169L168 163H167V162L165 163V164H168V169H169V168L175 169V168H177L178 166H180V163H177L178 161H177V162H176V161H173V158H172V160H170ZM111 162H112V161H111ZM123 162H124V161H123ZM123 162L121 161V163H123ZM152 162H153V161H151V163H152ZM159 162H161V161L159 160ZM159 162H158V163H159ZM174 162H175L178 166H176V164H175ZM179 162H180V161H179ZM112 163H113V162H112ZM121 163H120V164H121ZM138 163H140V164H138ZM153 163H154V162H153ZM158 163H156V164L159 165V166H161V165H160L161 163H160V164H158ZM169 163H173L174 166H175V168H174V166H172V165L169 164ZM236 163H237V162H236ZM243 163H244V161H243ZM247 163H249V165L251 164V162H248V161L246 160V164H247ZM145 164H146V163H144V167H146V166L148 167L149 164H148V165H145ZM246 164H245L244 166H248V169H249V167L251 168V165L249 166L248 164H247V165H246ZM126 165H127V164H126ZM126 165H125V167L127 168ZM157 165H156V166H157ZM185 165H186V166H185ZM218 165H219V162H218ZM227 165H229L230 168H229ZM201 166H203L201 169H203V168L205 167V169L207 170V172H204V170H203V173H202V170H201V169L199 170V168H200ZM220 166H221V164H220ZM232 166H233V164H232ZM103 167H104V166H103ZM125 167H123V169H124ZM144 167H143V169H142L143 171L146 170ZM147 167H146V168H147ZM162 167H164V166L162 165ZM166 167H167V166H166ZM119 168H120V167H119ZM227 168H229V169H227ZM78 169H79V168H78ZM80 169H81V168H80ZM80 169H79V172L83 174V172H84L85 170L83 171V169H82V171H83V172H82V171H80ZM120 169L122 170V168H120ZM148 169H149V168H148ZM164 169H167V168H164ZM172 169H170V170L172 171ZM181 169H180V170H181ZM211 169H213V170H211ZM240 169H241V167H240ZM246 169H247V168H246ZM74 170H75V169H74ZM112 170H113V169H112ZM131 170L128 169V171H130V172H131ZM136 170H135V171H136ZM138 170H137V171H138ZM150 170H152L151 167H150ZM150 170H149V171H150ZM156 170H157V169H156ZM176 170H177V169H175L174 172H175ZM178 170H179V169H178ZM178 170H177V171H178ZM206 170H205V171H206ZM216 170H214V171H216ZM72 171H73V170H71V172H72ZM105 171H106V170H105ZM107 171H109V169H108ZM113 171H114V170H113ZM117 171H119V170H117ZM126 171H127V170H126ZM143 171H141V172H143ZM147 171H148V170H147ZM147 171H145V173H146ZM153 171H155V169H154ZM153 171H150V172H153ZM177 171H176V173H177ZM73 172H74V171H73ZM75 172H76V171H75ZM114 172H115V171H114ZM114 172H113V173H114ZM123 172H125V171H123ZM123 172H122V173H123ZM158 172H159V171H158ZM158 172H157V173H158ZM160 172H162V171L160 170ZM178 172H179V171H178ZM184 172L182 171L181 173H182V174H185ZM77 173H78V171H77ZM154 173H155V172H154ZM162 173H163V172H162ZM162 173H160V174H162ZM171 173H172V172H171ZM176 173H175V179H174L175 181L177 180L176 177H178V176L176 175ZM219 173L216 172V173L213 174V175H214V176H215V175H216V176H218V175L220 176ZM226 173H228V175H227ZM230 173H231L232 175H230ZM243 173H244V174H243ZM245 173H247L248 176H247V174L245 175ZM73 174H74V173H73ZM86 174H87V173H86ZM86 174H84V175H86ZM108 174H109V172H108ZM117 174H118V173H117ZM123 174H124V173H123ZM138 174H139V175H138ZM150 174L152 175V173H148V174H146V175H150ZM160 174H159V176H160ZM173 174H174V173H173ZM177 174H178V173H177ZM187 174H189V173H187ZM241 174H243V176L245 175V176H247V177H249V174L252 175L251 177H253V178H251V179H249L250 177L248 178L249 180H251V183H249L248 179H246L247 177H246V178L244 177L247 181L239 182V179H241V180L243 179V177H242ZM58 175H59V174H57V176H58ZM61 175H62V174H61ZM63 175H64V174H63ZM87 175H89V174H87ZM109 175H111V177H112V174H109ZM120 175H122V174H120ZM126 175H127V174H126ZM126 175H125V177H126ZM131 175H132V174H131ZM141 175H142V173H141ZM143 175H144V173H143ZM164 175H165V174H164ZM190 175H191V174H190ZM190 175H189V176H190ZM213 175H212V176H213ZM222 175H224V174H221V176H222ZM225 175H224V176H225ZM75 176H76V174H75ZM82 176H83V175L80 176V174H79V177L82 178ZM113 176H115V175H113ZM122 176H123V175H122ZM154 176H157V178H158V174H157V175H154ZM180 176H181V175H179V178H180ZM186 176H188V175L185 174V177H186ZM189 176H188V177H189ZM195 176L197 177L198 175H195ZM195 176L192 175V176H190V177H193V179H195ZM230 176H231V177H230ZM59 177H60V176H59ZM62 177H63V176H62ZM76 177H78V176H76ZM76 177H75V178H76ZM79 177H78V178H79ZM108 177H109V176H108ZM111 177H110V178H111ZM117 177H118V176H117ZM117 177H116V178H117ZM120 177H121V176H120ZM120 177H119V178H120ZM133 177H134V176H133ZM139 177H140L141 179H139ZM161 177H163V176H161ZM165 177H166V176H165ZM165 177H163V178L165 179ZM183 177H184V176H183ZM199 177H198V179H199ZM203 177H205V176H203ZM203 177H202V178H203ZM209 177H208V178H209ZM56 178H57V177H56ZM110 178H109V179H110ZM119 178H118V181L121 180V178H120V180H119ZM128 178H129V177H128ZM146 178H147V179H146ZM152 178H153V176H152ZM163 178H162V180H163ZM214 178H216V177H214ZM217 178H218V177H217ZM222 178H223V177H222ZM125 179H127V177H126ZM145 179H146L147 181H146ZM150 179H151V178H150ZM153 179H154V178H153ZM158 179H159V178H158ZM158 179H156V181H155V179H154V181L157 182V184H154V187H156V186L158 185V183H159ZM182 179H183V178H180V180H182ZM186 179L189 180V178H187V177H186ZM211 179H212V178H211ZM223 179H225V178H223ZM236 179H237V180H236ZM110 180H112V179H110ZM115 180H116V179H115ZM165 180L167 181V178H166ZM196 180H197V179H196ZM200 180H201V179H200ZM202 180L204 181L205 179H202ZM202 180H201V181H202ZM219 180H220V178H219ZM221 180H222V179H221ZM252 180H253V181H252ZM133 181H134V178H133L132 182H133ZM169 181H171V179H170ZM178 181H179V180H178ZM190 181H191V179H190ZM192 181H193V180H192ZM207 181H209V180H207ZM212 181H213V180H212ZM212 181H209V182H211V183H209V184L207 183V185H211V184H212ZM214 181H216L217 184L219 183V182H217V179L214 180ZM222 181H223V180H222ZM112 182H114V181H112ZM124 182H125V181H124ZM124 182H123V183H124ZM127 182H128V179H127ZM129 182H130V181H129ZM162 182H163V181H162ZM167 182H168V181H167ZM184 182H185V179H184ZM184 182H183V183H184ZM193 182H194V181H193ZM196 182H198V181H196ZM204 182H205V181H204ZM220 182H221V181H220ZM247 182H248V183H247ZM135 183H134V185H135ZM138 183H137V184H138ZM146 183H149V184L146 185ZM165 183H166V182H165ZM176 183H177V182H176ZM199 183H200V181H199ZM199 183H198V184H199ZM221 183H223V182H221ZM109 184H110V182H109ZM115 184L117 185L118 183L115 182ZM126 184H127V183H126ZM131 184H132V183H130V187L132 186ZM137 184H136V185H137ZM160 184L162 185V186H160V187L162 188L164 183H163V184L160 183ZM167 184H168V183H167ZM167 184H166V185H167ZM169 184H170V183H169ZM173 184H174V183H173ZM173 184H172V185H173ZM193 184L195 185L196 183H193ZM213 184H214V183H213ZM217 184H216V185H217ZM219 184H220V183H219ZM225 184H226L228 187H227ZM236 184H237V186H236ZM121 185H122L121 183H120V185L118 184L117 188H119ZM128 185H129V184H128ZM128 185H126V187H127ZM136 185H135V186H136ZM150 185H149V189H151V188L153 189V187L150 186ZM170 185H171V184H170ZM170 185H168V186H170ZM190 185H191V184H190ZM113 186H114V185H113ZM137 186H138V187H137L138 192H136V193H140V192H141L142 195H144L145 193L143 194V192L139 189V185H137ZM183 186H184V188H185L186 183H185V185L183 184ZM195 186H197V185H195ZM195 186L192 185L191 187L193 188V187H195ZM200 186H202V183H201ZM211 186L213 187V185H211ZM214 186H215V185H214ZM220 186H221V184H220ZM233 186H235L234 188H236V187H237V188L234 190ZM108 187H109V186H108ZM123 187H124V186H123ZM123 187H122V188H123ZM126 187H125V188H126ZM160 187H158L159 190H160ZM172 187H173V186H172ZM188 187H189V184H188ZM188 187H187V188H188ZM197 187H198V186H197ZM209 187H210V186H209ZM215 187H216V186H215ZM110 188H111V186H110ZM120 188H121V187H120ZM128 188H129V186H128ZM128 188H127L126 190H128ZM133 188H134V187H133ZM167 188H168V187H167ZM184 188H182V189H184ZM189 188H190V187H189ZM189 188H188V189H189ZM217 188H219V187H217ZM220 188H224V187H220ZM112 189H113V188H112ZM123 189H124V188H123ZM123 189H122V191H123ZM146 189H144V190H145V192L147 193L149 190L147 191ZM162 189H164V187H163ZM162 189H161V193L163 192ZM169 189H170V188H168V189H164V192H165L166 190L168 191ZM174 189H175V187H174ZM188 189H185V190L187 191V193L189 192ZM107 190H108V189H107ZM110 190H111V189H110ZM110 190H109V191H110ZM114 190H115V189H114ZM114 190L112 191V192H114V196H118L117 193H116V195H115V191H116V190H115V191H114ZM117 190L120 191L119 189H117ZM130 190H131V188H130ZM130 190H129V191H130ZM134 190H136V189H134ZM153 190H154V189H153ZM155 190L157 191L156 188H155ZM159 190H158L157 192L160 193ZM175 190H176V189H175ZM175 190H174V191H175ZM195 190H196V192H197L198 189H195ZM201 190H202V188L200 189V191H201ZM225 190H224V191H225ZM131 191H132V190H131ZM139 191H140V192H139ZM156 191H154V194L156 193ZM167 191H166V192H167ZM174 191H173V192H174ZM180 191L182 192V190H180ZM183 191H184V190H183ZM190 191H192V190H190ZM193 191H194V190H193ZM110 192H111V191H110ZM126 192H127V191H126ZM126 192H125V193H126ZM151 192H152V191H149V192H148V193H150L149 198L152 196ZM222 192H223V193H222ZM104 193H106L105 190H104ZM107 193H108V191H107ZM107 193H106V194H107ZM119 193H121V191H120ZM125 193H124V194H125ZM141 193H140V195H141ZM152 193H153V192H152ZM174 193L176 194L177 192L175 191ZM182 193H183V192H182ZM184 193H186V192H184ZM189 193H190V192H189ZM122 194H123V193H121V196H122ZM126 194H127V193H126ZM126 194H125V196H126ZM132 194H135V193L132 192L131 195H132ZM163 194H164V193H163ZM163 194H162V195H163ZM167 194H168V193L164 194L163 196H165V195L168 196ZM172 194H173V193H171V195H172ZM175 194H174V195H175ZM177 194L180 195L179 192H178ZM194 194H195V191H194ZM198 194H199V193H198ZM128 195H129V194H128ZM137 195H138V194H137ZM140 195H139V196H140ZM148 195H149V194H148ZM158 195H159V194H158ZM158 195L153 196V198L156 197V196H158ZM183 195H184V194H183ZM187 195H188V194H187ZM217 195H216V197H217ZM121 196H120V197H121ZM123 196H124V195H123ZM123 196H122V197H123ZM125 196H124V197H125ZM133 196H134V195H133ZM159 196H161V195H159ZM163 196H162V198H164ZM166 196H165V198H166ZM180 196H182V194H181ZM180 196H178V197H180ZM184 196H185V195H184ZM189 196L192 197V194L189 195ZM189 196H187V197H188V200H187V201H189ZM196 196H197V195H196ZM122 197H121V199H122ZM128 197H129V198H133V197H131V196H126V198H128ZM134 197H135V196H134ZM145 197H146V195H145ZM145 197H144V198H145ZM169 197H171V196L169 195ZM176 197H177V196H175V198H176ZM185 197H186V196H185ZM185 197H184V198H185ZM187 197H186V198H187ZM191 197H190V198H191ZM114 198H116V197H114ZM126 198H125V199H122V201H123V200L125 201V200H128V199H129V198H128V199H126ZM136 198H137V197H136ZM140 198H141V197H140ZM153 198L151 197L152 200H153ZM165 198H164V199H165ZM184 198H183V199H184ZM195 198H196V197H195ZM137 199H138V198H137ZM156 199H157V198H156ZM159 199H161V197H160ZM159 199L156 200V202L159 201ZM167 199H168V198H167ZM176 199H177V198H176ZM191 199H192V198H191ZM198 199H199V198H198ZM115 200H116V199H115ZM115 200H114V201H115ZM130 200H132V199H130ZM130 200H129V201H130ZM141 200H142V198H141ZM143 200H144V199H143ZM149 200H150V199H149ZM172 200H174L173 197H172ZM192 200H193V199H192ZM108 201H109V200H108ZM114 201H113V203H114ZM116 201H117V203L119 202V200H116ZM124 201H123V202H124ZM129 201H128V202H129ZM135 201H136V200L134 199V202H135ZM154 201H155V200H154ZM161 201H162V202L165 201V203H167V202H166L167 200H161ZM178 201H179V199H178ZM183 201H186V200L184 199ZM203 201H205V199H204ZM203 201L201 200V202H202L201 205H202V206L205 205V204L203 203ZM215 201H216V202H215ZM105 202L107 203V204H105V205L108 206V202H107V201H105ZM109 202L112 203V201H109ZM128 202H127V203H128ZM138 202H139V201H138ZM138 202L136 201V204H137ZM141 202H142V201H140L139 206L141 205ZM147 202L149 203V201H146V203H147ZM150 202H151V201H150ZM152 202H153V201H152ZM170 202L173 203L172 201H170ZM189 202L191 203V205L187 204L188 207H190V206L193 207V206H194V210H195V209L197 208V206H196V208H195V204H194L195 201H194V203H193L194 205L192 204L191 201H189ZM198 202H199V201H198ZM214 202H215V203H214ZM113 203H112V204H113ZM119 203H120V202H119ZM119 203H118V204H119ZM121 203H122V202H121ZM148 203H147V205H148ZM158 203H159V202H158ZM181 203H182V202H181ZM184 203H185V202H184ZM184 203H183V204H184ZM115 204H116V202H115ZM118 204H117V207L114 205L115 208H113V211H110V213H109V211H108V213H109L110 215H111L114 211L116 212V210H114V209L117 208V210H119L118 208L121 207V205L119 206ZM136 204H135V205H136ZM151 204H152V203H151ZM156 204H157V203H156ZM163 204H164V203H162V205H163ZM173 204H174V203H173ZM173 204H172V206H173ZM176 204H178V203H176ZM199 204H200V203H199ZM199 204H198V205H199ZM211 204H212V203H211ZM214 204H216V205L214 206ZM225 204H226V205H225ZM110 205H111V204L109 203V206H110ZM122 205H124V204H122ZM133 205H134V204H133ZM149 205H150V204H149ZM162 205H161V206H162ZM167 205H168V204H167ZM174 205H175V204H174ZM179 205H180V204H179ZM185 205H186V204H184V206H185ZM206 205H207V204H206ZM209 205H210V204H209ZM131 206H132V202H131V204L129 203V207H131ZM150 206H151V205H150ZM155 206H156V205H155ZM155 206H153V207H155ZM164 206H166V205H164ZM168 206H169V205H168ZM104 207H105V206H104ZM110 207H111V206H110ZM112 207H113V206H112ZM133 207H134V206H133ZM146 207H147V206H146ZM151 207H152V206H151ZM158 207H160V206H158ZM162 207H163V206H162ZM175 207H176V206H175ZM177 207H179V206L177 205ZM180 207H181V206H180ZM180 207H179V210H180V209L182 210L183 207H182V208H180ZM185 207H187V206H185ZM192 207H190L189 210H192V209H191ZM200 207H201V206H200ZM204 207H207V206H204ZM204 207H203V208H204ZM208 207H209V206H208ZM208 207H207V209H208ZM211 207H212V206H211ZM124 208H125V207H124ZM135 208H136V206L134 207V209H135ZM140 208H141V206H140ZM155 208H157V206H156ZM155 208H154V210H155ZM163 208H164V207H163ZM167 208H169V210L172 209V210L174 211L173 207L171 208V207L169 206V207H167ZM170 208H171V209H170ZM201 208H202V207H201ZM107 209L109 210V208H107ZM120 209L122 210L123 208H120ZM127 209H128V208H127ZM127 209H126V210H127ZM130 209H131V208H130ZM136 209H139V207H137ZM152 209H153V208H152ZM158 209H159V208H158ZM186 209H188V208H186ZM204 209H206V208H204ZM207 209H206V210H207ZM224 209H226V210L224 211ZM111 210H112V209H111ZM121 210H120V211H121ZM123 210H124V209H123ZM139 210L141 211V209H139ZM139 210H138V211H139ZM148 210H150V209H148ZM148 210H147V211H148ZM164 210H166V208H165ZM164 210L162 209V212H161V213L164 214ZM179 210H178V211H179ZM181 210L179 211L180 214H182V215H186V214H187V213H184V214L181 213ZM206 210H205V211H206ZM209 210H210V209H209ZM135 211H137V210H135ZM145 211H146V209H145ZM160 211H161V209H160ZM160 211L158 210V213H159ZM167 211H168V210H167ZM175 211H177V209H176ZM183 211L186 212V210H183ZM183 211H182V212H183ZM195 211H196V210H195ZM195 211H193V213H194ZM197 211H198V209H197ZM128 212H129V209H128ZM132 212H133V211H132ZM132 212H131V214H132ZM143 212H144V211H143ZM148 212H149V211H148ZM148 212H147V213H148ZM150 212H152V210H151ZM168 212H169V211H168ZM168 212H166L165 214L167 215ZM206 212H207V211H206ZM124 213H125V212H124ZM169 213H170V212H169ZM188 213H189V211H188ZM191 213H192V212H191ZM191 213H190V214H191ZM195 213H196V212H195ZM195 213H194L193 215H195ZM204 213H205V212H204ZM114 214H115V213H114ZM117 214H118V213H117ZM128 214H129V213H128ZM135 214H136V217H137V215H138L139 213H135ZM141 214L144 215L145 212H144V213H141ZM163 214H162V217H163ZM165 214H164V215H165ZM176 214H179V213H176ZM209 214H210V213H209ZM224 214H225V215H224ZM146 215H147V214H146ZM149 215H151V214H149ZM152 215H153V214H152ZM152 215H151V216H152ZM166 215H165V216H166ZM171 215H172V214H171ZM171 215H169V216H167V217L170 218ZM174 215H175V214H174ZM174 215H172V216H174ZM188 215H189V214H188ZM193 215H191V216H193ZM199 215H201V214H199ZM205 215H206V213H205ZM205 215H204V216H205ZM207 215H208V214H207ZM207 215H206V216H207ZM212 215H211V216H212ZM131 216H132V215H131ZM141 216H142V215H141ZM147 216H148V215H147ZM157 216H158V215H157ZM159 216H161V214H160ZM175 216H176V215H175ZM189 216H190V215H189ZM195 216H198V215H195ZM201 216H202V215H201ZM201 216H200V221H201V219H202ZM224 216H226V217H224ZM111 217H112V216H111ZM115 217H116V215H115ZM124 217H125V216H124ZM128 217H129V216H128ZM132 217H134V216H132ZM143 217H146V216H143ZM149 217H150V216H149ZM153 217H154V215H153ZM153 217L150 218V219L155 220ZM162 217H161V218H162ZM178 217H179V216H178ZM220 217H221V218H220ZM113 218H114V217H112V219H113ZM155 218H156V217H155ZM161 218L159 217V219H161ZM163 218H164V217H163ZM163 218H162V219H163ZM169 218H168V219H169ZM179 218H180V217H179ZM181 218H183V216H182ZM181 218H180V219H181ZM198 218H199V217H198ZM204 218H206V217H204ZM207 218H208V217H207ZM222 218H224L226 221H224V219L221 220ZM226 218H227V219H226ZM117 219H118V218H117ZM119 219H120V217H119ZM119 219H118V220H119ZM128 219H132V218H128ZM139 219H140V218H139ZM143 219H144V221L148 220L147 218H146V220H145V218H143ZM143 219H142V221H143ZM173 219H174V221H175L176 218L174 217ZM173 219H172V221H173ZM177 219H178V218H177ZM184 219H185V218H184ZM187 219H188V217H187ZM189 219H191V217H189ZM194 219L196 220L197 218H194ZM208 219H209V218H208ZM208 219H207V221H208ZM232 219H234L235 221L232 220ZM118 220H117V221H118ZM124 220H125V219H124ZM163 220H164V219H163ZM169 220H170V219H169ZM204 220H205V219H204ZM236 220H240V221H242V224H243L245 221H246V223H247V221H248V223H247L248 225H247L246 223L243 224V227L246 226L245 229L250 228V226H251V225H250V223H251L250 220H251V221H254V222H252V226H251L250 229H252V227H253V223H254V226H255V224H256L255 229H254L256 232L253 233L252 235H254V234L257 233L256 235H254V238H255V236H256L257 242H256V240H254L253 242H256V243H252V240H253L254 238H253L252 236H250V235L247 236V234H246V236H244V237H246V238L248 237V238H247V241H245L246 238L243 239V240H244V241H243V244H246L247 242H248V244H250L249 241H251V244L249 245V247H248V245L246 244L248 248H246V246H243V248L245 247L244 250H243V248H239V249H242V252L238 250L239 252H241V254H239V252H237V248H238L237 246L241 244V245L239 246V247H241V246H242V242L239 241L241 237H240V235L237 234V233L240 231L239 228H238L239 225L236 226V223H237V224H240V223H239L240 221H239V222H236ZM120 221H121V220H120ZM131 221H132V220H131ZM131 221H130V222H131ZM136 221H137V220H136ZM139 221H141V219H140ZM142 221L139 222V224H140V223L143 224L144 221H143V222H142ZM149 221H150V220H149ZM157 221H158V219H157ZM174 221H173V223H176V225H178L179 220H177V222H174ZM182 221H183V219H182ZM192 221H194V220H192ZM192 221H191V222H192ZM198 221H199V219H198ZM214 221L211 222V219H209V221L207 222V224L210 222V223H211V226H212V225L214 224ZM221 221H222V223H221ZM232 221H233V223H232ZM114 222H116V221L114 220ZM146 222H147V221H146ZM152 222H153V221H152ZM152 222H147V223L150 224V223H152ZM155 222H156V221H155ZM161 222H162V221H161ZM164 222H165V220H164ZM170 222H171V221H170ZM187 222H188L187 225L189 226V224H190L191 222H190V221H186V223H187ZM189 222H190V223H189ZM195 222H196V221H195ZM223 222H224V224L226 225V227L223 225ZM230 222L232 223V225H230V227H232V228H230L231 230L229 229V223H230ZM93 223H94V221H93ZM99 223H101V222H98V224H99ZM123 223H124V222H123ZM127 223H129V222L127 221ZM147 223H145V225H146ZM156 223H157V222H156ZM156 223H155V225H156ZM171 223H172V222H171ZM171 223H169V224L171 225ZM181 223H183V222H181ZM192 223H193V222H192ZM192 223H191V225H192ZM205 223H206V222H204V224H205ZM226 223H227V224H226ZM234 223H235V226H236V227H234ZM91 224H92V222H91ZM91 224H90V225H91ZM130 224H131V223H130ZM135 224L137 225V223H135ZM152 224H153V223H152ZM158 224H159V223H158ZM158 224H157V225H158ZM201 224H202V222H201ZM201 224H200V225H201ZM207 224H206V225H207ZM215 224H214V225H215ZM242 224H241L240 226H242ZM245 224H246V225H245ZM90 225H89V226H90ZM93 225H94V224H92V228L97 229L96 226L94 227ZM95 225H96V223H95ZM102 225H103V224H102ZM111 225H112V224H111ZM120 225H121V224H120ZM120 225L118 224L119 228H120ZM125 225H126V224H125ZM125 225H123V226H125ZM132 225H133V224H132ZM132 225H131V226H132ZM136 225H135V226H136ZM145 225H144V226H145ZM170 225H168V226L170 227ZM173 225H174V224H172V226H173ZM179 225H180V223H179ZM179 225H178V226H179ZM182 225H183V224H182ZM182 225H181V226H182ZM187 225H186V226H187ZM206 225H204V226H206ZM249 225H250V226H249ZM89 226L87 227L88 230L90 229ZM98 226H100V225H98ZM115 226H116V225H115ZM121 226H122V225H121ZM140 226H141V225H140ZM144 226H143V227H144ZM147 226H148V225H146V227H145L146 229H147ZM149 226H151V224H150ZM162 226H163V225H162ZM168 226L166 225L164 228H166V227L168 228ZM174 226H175V225H174ZM178 226H177V227L175 226V227L178 228ZM194 226H195V225H194ZM196 226H197V225H196ZM204 226H203V227H204ZM209 226H210V225H209ZM209 226H206V228L209 227ZM211 226H210V227H211ZM216 226H215V227L212 226V227L217 228ZM221 226H222V228H223V231H222V229H221ZM248 226H249V227H248ZM90 227H91V226H90ZM101 227H103V226H101ZM116 227H117V226H116ZM126 227H127V226H126ZM137 227H138V226H137ZM157 227H158V226H157ZM157 227H148V228H150L149 230H150V232H151V231H152L151 228H154L155 230H157V229H158ZM160 227H161V226H160ZM182 227H185V225H183ZM182 227H181V228H182ZM191 227L193 228V225H192ZM212 227H211V228H212ZM224 227H225V230H224ZM256 227H258V228H256ZM106 228H107V227H106ZM113 228H114V227H112V229H113ZM119 228H118V229H119ZM121 228H122V227H121ZM124 228H125V227H124ZM132 228H133L132 230H134V227H132ZM156 228H157V229H156ZM161 228H162V227H161ZM170 228L175 229L174 227H170ZM237 228H238V229H237ZM95 229H94V230H95ZM98 229H100V228L98 227ZM101 229H102V228H101ZM127 229H128V228H127ZM135 229L137 230L136 227H135ZM138 229H139V227H138ZM141 229H142V227H141ZM154 229H153V231H154ZM178 229H179V228H178ZM189 229H190V227L188 228V230H189ZM209 229H210V228H209ZM212 229H213V228H212ZM234 229H237V230H234ZM242 229H244V228H241V230H242ZM250 229H249V231H252V230H253V229H252V230H250ZM102 230H103V229H102ZM102 230H101V231H102ZM114 230H115V229H114ZM125 230H126V229H125ZM129 230H130V227H129ZM144 230H145V229H144ZM144 230H143V231H144ZM149 230L146 231V232H149ZM158 230H160V229H158ZM166 230H167V229H166ZM166 230H165V232H167L168 230L170 231V229H168L167 231H166ZM175 230H176V229H175ZM180 230H181V229H180ZM183 230H184V228H183ZM205 230H206V229H205ZM205 230H204V229H203V230L201 229L202 232L204 231L203 233H205ZM218 230H220V231H218ZM232 230H233V232H234V231H237L236 233H235V232H234V233L232 232V233H233L234 235H237V238H239L238 241H239L240 244H239L238 242H237V243H234V242L232 241V240H234V239H235V241H236V239H237L236 236H233V235H232L233 237L231 238L230 234H232V233H231L230 231H232ZM89 231H91V230H89ZM99 231H100V230H99ZM130 231H131V230H130ZM130 231L128 232L129 237L132 236V235L134 236V232H136V231H132V232H131V233H133L132 235L130 234ZM139 231H140V230H139ZM143 231H142V232H143ZM163 231H164V230H163ZM181 231H182V230H181ZM208 231H209V230H208ZM212 231H213V230H212ZM215 231H216V230H215ZM245 231H247V230H245ZM87 232H88V231H87ZM91 232H92V231H91ZM91 232H90V234H91ZM106 232H107V231H106ZM158 232H159V231H158ZM176 232H177V231H176ZM179 232H180V231H179ZM185 232H187V230H186V231L184 230V233H185ZM240 232H241V231H240ZM84 233H86V231H85ZM136 233H137V232H136ZM159 233H160V232H159ZM161 233H162V232H161ZM184 233H183V234H184ZM195 233H194V234H195ZM216 233H214V235H215ZM88 234H89V233H88ZM98 234H99V233H98ZM98 234L96 233V236H99ZM107 234H108V233H107ZM110 234H111V232H110ZM112 234H113V233H112ZM116 234L118 235V232L115 233V236H116ZM150 234H151V233L148 234V237L150 236ZM152 234L154 235V234H156V233H152ZM152 234H151V235H152ZM163 234H165V233L163 232ZM163 234H162V236H163ZM171 234H172V236H173V234H175V233H171ZM178 234H179V233H178ZM191 234H192V232H189V233L186 234V236H187V235L192 236ZM194 234H193V235H194ZM239 234H240V233H239ZM91 235H92V234H91ZM94 235H95V234H94ZM101 235H103V234H101ZM137 235H139V234H137ZM140 235H141V233H140ZM140 235H139V236H140ZM159 235H160V234H159ZM165 235H166V234H165ZM168 235H169V232L167 233L166 236H168ZM175 235H176V234H175ZM175 235H174V236H175ZM184 235H185V234H184ZM208 235H209V233H208ZM217 235H216V236H217ZM257 235H258V237H257ZM141 236H142V235H141ZM178 236H179V235H178ZM186 236H182V237H186ZM82 237H83V236H82ZM101 237H102V236H101ZM107 237H109V236H107ZM127 237H128V236H127ZM136 237H137V236L135 235V238H134L135 240H136ZM144 237H145V236H144ZM157 237H158V236H157ZM169 237H171V235H169ZM180 237H181V236H180ZM182 237H181L180 240H182ZM192 237H193V236H192ZM249 237H250V238H249ZM110 238H111V237H110ZM112 238H114V237H112ZM112 238H111V240H112ZM141 238H142V237H141ZM155 238H156V237H155ZM155 238H154V239H155ZM171 238H173V237H171ZM233 238H234V239H233ZM82 239H83V238H82ZM88 239H89V238H88ZM88 239H87V240H83V241H84V242H85V241L88 242ZM94 239H95V238H94ZM104 239H105V238H104ZM104 239H103V240H104ZM128 239H129V238H128ZM132 239H133V238H132ZM132 239H129V240H132ZM134 239L132 240V242L134 241ZM138 239H140V238H138ZM138 239H137V242L134 241V244H135V243L138 244ZM157 239H158V238H157ZM174 239H175V238H174ZM183 239H184V238H183ZM186 239H187V237H186ZM191 239H192V240H191ZM198 239H199V238H198ZM248 239H252V240H248ZM105 240H108V239H105ZM105 240H104V242L106 243ZM109 240H110V239H109ZM114 240H115V239H114ZM117 240H119V239H117ZM141 240L144 241V239H141ZM150 240H151V239H150ZM167 240H168V239H167ZM172 240H173V239H172ZM172 240H171V242H173ZM43 241H45V239H44ZM92 241H94V240L91 239V242H92ZM95 241H96V239H95ZM98 241H100V238H99ZM120 241H121V240H120ZM169 241H170V240H169ZM177 241H179V240H177ZM183 241H185V239H184ZM183 241H181V243H182ZM188 241H191V242L188 243ZM241 241H242V238H241ZM86 242H85V243H86ZM89 242H90V241H89ZM101 242H102V241H101ZM107 242H108V241H107ZM125 242H126V241H125ZM125 242H124V243H125ZM132 242H131V241L128 242V240H127L126 243H129V246H130V243L133 244ZM144 242H145V241H144ZM197 242H199V243H197ZM215 242H216V241H215ZM245 242H246V243H245ZM15 243H16V242H15ZM15 243H14V244H15ZM75 243H76V242H75ZM75 243H74V244H75ZM85 243H84V245H85ZM116 243H117V242H116ZM120 243H121V242H120ZM120 243L118 242V244H120ZM139 243L142 244V242H139ZM145 243H146V242H145ZM152 243L154 244V246H156V245H155V242H152ZM93 244H94V243H93ZM93 244H91V245H93ZM101 244H103V242H102ZM114 244H115V242L113 243V245H114ZM137 244H136V245H137ZM147 244H148V243H147ZM176 244H177V243H176ZM176 244L172 245V250H173V247H174V248L177 247V248H175V249H180V248H182L183 250L186 249V247L184 248L185 245H184L183 247L178 248L179 246H181V245H183V244H180V245L177 244L178 246H177ZM196 244H198L197 247H196ZM199 244H200V246H199ZM213 244H214V243H213ZM1 245H3V244H1ZM105 245H107V244H105ZM105 245H104V246H105ZM108 245H109V243H108ZM120 245H121L120 248H122V247L124 246L123 243H121ZM122 245H123V246H122ZM6 246H7V245H6ZM8 246L10 247V245H8ZM93 246H94V245H93ZM104 246H101V247H104ZM117 246H118V245H117ZM117 246H116V247H117ZM140 246H141V245L139 244V247H140ZM143 246H144V245H143ZM148 246H149V245H148ZM198 246H199V247H198ZM85 247H86V245H85ZM88 247H89V246H88ZM91 247H92V246H91ZM94 247H95V246H94ZM105 247H106V246H105ZM114 247H115V246H114ZM114 247H113V248H114ZM125 247H126V246H125ZM125 247L123 248V250L126 249ZM131 247H134V246L131 245ZM131 247H129V248L127 247L126 251L128 252V251L130 250V251H129V253H130V252H131V249H130ZM139 247H138V248H139ZM146 247H147V246H146ZM146 247H145V248H146ZM195 247H196V248H195ZM86 248H87V247H86ZM95 248L98 249L97 247H95ZM99 248H100V247H99ZM135 248H136V246H135ZM156 248H157V247H156ZM156 248H155V249H156ZM198 248H199V249H198ZM2 249H3V248H2ZM109 249H110V247H109ZM115 249H116V248H115ZM115 249H113V250H115ZM117 249H118V247H117ZM139 249H140V248H139ZM143 249H144V247H143ZM143 249H140V252H141ZM146 249H149V248H146ZM146 249H145V250H146ZM150 249H151V247H150ZM150 249H149V250H150ZM182 249H180V250H182ZM5 250H6V248H5ZM41 250H42V249H41ZM105 250H106V248H105ZM133 250H134V248H133ZM133 250H132V251H133ZM0 251H1V250H0ZM69 251H70V250H69ZM117 251H119V250H117ZM117 251H116V253H117ZM126 251L124 250V252H126ZM134 251L136 252V249H135ZM137 251H138V250H137ZM152 251H153V250H152ZM168 251H169V250H168ZM174 251L176 252V250H173V252H174ZM108 252H109V250H108ZM111 252H112V250H111ZM121 252H122V251H121ZM135 252H134V253H135ZM140 252H139V254H140L139 256H141L143 253H146V252H144V251H143V253H140ZM170 252H171V249H170ZM170 252H169V253H170ZM175 252H174V254H175ZM182 252L180 253V251H179L178 255H179V254L181 255ZM0 253L2 254V251H1ZM70 253H72V252H70ZM132 253H133V252H132ZM132 253H130V255H131ZM147 253L149 254V251H148ZM150 253H151V251H150ZM154 253H156V251H154ZM169 253H168V254H169ZM250 253H251V254H250ZM252 253H253V254H252ZM1 254H0V255H1ZM64 254H65V255H64ZM64 254H63V257L66 256V254H67V257H68L69 252H68V253H65V252H64ZM72 254H73V253H72ZM72 254H71V255H72ZM112 254H115V253H112ZM120 254H121V253L119 252V255H120ZM124 254H126V253H124ZM127 254H128V253H127ZM135 254H136V255L133 254L134 256H136V257H133V258H135V259H138V258L140 259V258L143 256V255H142L141 257H137V252H136ZM192 254H193L194 256L196 255L195 257H197V256L200 257V260L198 259V257L195 259V258L193 257ZM71 255H69V256H71ZM122 255H123V254H122ZM130 255H129V256H130ZM146 255H147V254H146ZM152 255H154V254H152ZM156 255H157V254H156ZM158 255H159V254H158ZM158 255H157V257H159ZM172 255H173V253H172ZM178 255H175V257L178 256ZM2 256H3V255H2ZM126 256L128 257V255H126ZM126 256H125V258H126ZM147 256H149V255H147ZM163 256H164V254H163ZM163 256H160V257H163ZM169 256H171V254H169ZM191 256H190V258H191ZM63 257H62V258H63ZM120 257H121V256H120ZM131 257H132V256H131ZM149 257H150V256H149ZM149 257H148V258H149ZM173 257H174V256H173ZM180 257H181V256H180ZM180 257H179V258H180ZM187 257H185V258H187ZM3 258H4V257H3ZM115 258L117 259L116 256H115ZM115 258H114L113 260H115ZM128 258H129V257H128ZM151 258H152V257H151ZM163 258H165V260H166V256L163 257ZM119 259H120V258H119ZM130 259H131V258H130ZM141 259H142V258H141ZM159 259H160V258H159ZM170 259H171V258H169L168 260H170ZM175 259H176V258H174V259L172 258V260L177 261V260H178V257H177V260H175ZM66 260H68V259L66 258ZM126 260H127V259H126ZM132 260H134V259H132ZM142 260H143V259H142ZM148 260H149V259H148ZM155 260H158V259H155ZM168 260L165 261V262H168V263H169ZM180 260H182V258H181ZM180 260H179V261H180ZM185 260L187 261V259H185ZM194 260H192V261H194ZM59 261H60V260H59ZM59 261H58V262H59ZM122 261H123V260H122ZM124 261H125V260H124ZM128 261H129V259H128ZM135 261L137 262V260H135ZM135 261H134V262H135ZM162 261H164V260H162ZM6 262H7V261H6ZM6 262L4 261V263H6ZM114 262H115V261H114ZM117 262H119V261H117ZM117 262H115V264H116ZM120 262H121V261H120ZM144 262H145V260H144ZM146 262H147V263H146ZM146 262H145V263L148 264L149 261H146ZM165 262H164V263H165ZM170 262H171V260H170ZM189 262H191V260H190ZM189 262H188V263H189ZM198 262H196V263L199 264ZM56 263H57V262H56ZM56 263H55V264H56ZM66 263H67V261H65V264H66ZM121 263H124V262H121ZM128 263H130V261H129ZM138 263H139V261H138ZM138 263H137V264H138ZM150 263H151V262H149V264H150ZM171 263H172V262H171ZM175 263L177 264V262H175ZM179 263H181V262H179ZM188 263H187V264H188ZM57 264H58V263H57ZM59 264H60V263H59ZM113 264H114V263H113ZM118 264H119V263H118ZM124 264H125V263H124ZM126 264H127V263H126ZM131 264H132V263H131ZM135 264H136V263H135ZM140 264H143V262L141 261ZM152 264H153V263H152ZM154 264H155V263H154ZM156 264H157V263H156ZM159 264H162V263H160V261H159ZM182 264H184V263H182ZM194 264H195V263H194Z\"/></svg>",
	"mask_w": 264,
	"mask_h": 264
}]
</instances>
